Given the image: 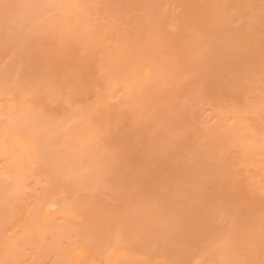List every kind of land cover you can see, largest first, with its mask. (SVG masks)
Instances as JSON below:
<instances>
[{"label":"rangeland","instance_id":"1","mask_svg":"<svg viewBox=\"0 0 264 264\" xmlns=\"http://www.w3.org/2000/svg\"><path fill=\"white\" fill-rule=\"evenodd\" d=\"M7 1H10V0H7ZM7 1L4 4L5 8L2 9V12L5 13L6 10L9 11V9L12 10V11H9V15H8V11L6 12L7 14H4V13L2 14L1 13V15H0V18H1V16L3 17V18L0 19L1 20L0 28L3 26V28H1L2 30L0 29V37H1L0 38V42H1L0 44L2 46V48L0 47V49H1L0 50V53L3 52L2 55H4L6 53L9 54L10 51L12 53L15 50L13 54L17 53L18 55L16 56V54H15V55H13V56L11 55L9 57H8V54H6L7 56L4 55V56H6V58H7L8 61L6 60L5 57H3L2 55H0V60L3 61V62L1 61L2 63L0 62V79H1V77L3 78V76L1 74L2 73H3V75L5 74L4 75L5 76L4 77L5 79H3V80L6 81L7 87L8 86H11V87H8V91L10 90V88L12 89L13 87H15V89H14L15 91L16 90H19V87L21 86V84H17V83H21L23 81V78L25 79V77H26L28 79V81H26V79H25V81L27 83L25 81H23L24 83H22V87H25L24 89L22 87H20L21 90H19V91H21L20 93H21L22 97L20 95L21 98L20 97L19 98L21 99V101L16 96H15V98H17V99L13 98L14 101L12 100L11 97H13V95H17L18 96L20 94L18 92L16 94H14L15 93L14 90H13V92H11V90L9 91V92L12 93L10 95L11 97H9V94L10 93L7 94V93H4L3 92L4 94H6V96H4V97L11 98L10 100H12L14 102V104H18V103L21 104V103H23L20 106V108L22 106L24 107V110L23 111L20 110L22 112V114H24L23 112L26 111V109H27L26 108V106H27L26 103L27 104L29 103V107L27 106L29 110H30V108H32L33 105H36L35 108L33 107L34 109H36V108H42V110L44 109L43 110L44 113L41 112L40 109H39L40 110V113H39V110L38 109L33 110V112L34 111L35 112L33 113V117H32L33 118V121L31 122L30 125H32V123L34 125L31 128H30V125L28 126V124L32 120V118H31L32 112L29 113V111L27 110L26 112L28 113V115H26L27 113L25 112L24 115L25 116H29V117H27L28 120H25V121H29V122H26V124L24 123V118H23V115L21 114V112L18 115H20V117H22V118H20V117L19 118H16L20 122V124H21V121L23 120L22 124L24 123L31 130L30 132H32V135L34 136V137L33 136L32 137L34 139H36L35 136L38 137L37 138L38 141H40L41 138L43 139V140L41 139L42 140L41 143L40 142L38 143V145L39 144L42 145L41 147L39 145L40 150H42L40 152V156L42 158L39 157L38 160H37V163L39 165L38 167L42 171L40 172L39 168L36 166V169H38L36 172L40 175V177H41V174L42 175L43 174L45 175L46 172H47V177H48V175L50 173V171H48V169L51 170L53 168H56L55 166L58 164V163H54L56 161L59 162L60 160H62L63 163H66V165H67V162H69L68 164L72 163L73 166L71 164H70V166L71 167H74V168H71V167L66 166L65 164H62L61 163V165H65L66 167H69L70 168L69 170H71V171H69L67 168H66V170H64L65 169V166L64 167L61 166L60 165V162H62V161H60L59 164H58L59 166L57 168L59 170H61V168H62L63 171H60L59 173L56 171L57 174L53 172L54 175L52 174V175H50L48 177V178L53 177L54 180L53 179L52 180L55 181V182H53L51 179H48L47 180V178H44L46 175L45 176L44 175L42 176L44 178V181L40 177H38L39 179L37 178L38 180H35L36 182L35 181L32 182V180L27 179L29 181V183H31V182L33 184L36 183L37 185H38L37 181H40V183H41L42 186L39 189H37L39 186L37 187V185L34 184L35 185V188L36 187L37 188L35 189L33 187L35 189V191H33L34 189L31 187L33 184L30 185L28 183V181L25 180L24 182H22V184L20 183L21 185L20 184L19 185L21 187L23 185V187H22L23 188V192L24 191L25 192L27 191L28 193L27 192H26V194L24 193L25 195L23 194L24 196L22 198H21L22 195L21 196H18L16 194V192H17V190L19 191V189L21 190L20 186L18 185V187H15V189L17 188L16 189V192H15V189L13 191V188H12V191H13L12 193H14V192L15 193L12 196V199H11V196L9 197L10 199H8L7 202H10V200H12L14 202L13 203L14 206L13 205L12 206L15 209H17L16 208L17 205H19L21 202H24L23 199L26 198V196H27L26 199L28 201L29 200L28 199L29 198V195H31V198L33 196H35V195H36L35 197H38L39 198L40 197L39 195H42L41 193H43V195L44 194L47 195V193L49 191V187L52 188V184H51V182H52V183H54L52 190L55 191V189H56V191H57V190L61 189L60 187H62V189H63V186H64V189L63 190H65V188L67 186V189L65 191L66 197L68 196V198H69L71 196L70 197L71 200H73V198H74V200L76 201V203L78 201V203L77 204L75 203V205H74L73 204L74 203V200H73V202H71V200L69 198L68 201H70L72 203L73 210L74 211L72 210L71 213H67L66 217L67 216H71L73 214H75V216H76V214H82V215L78 216V218L80 220L79 219H76V217H75V220H77L76 222H74L75 220L73 221V220H70V219H67V218H66L67 219V221H66V220H64L65 217L62 218V219H60L59 218L60 215L61 216H64V215L62 213H60L59 208H58V204L62 200V199L59 198L57 200V202H56L57 205L50 206L47 209L48 210L47 211L48 212V216L49 215L54 216V217H51L52 218L51 220H49V221H52L51 222L52 224H48V227L49 228L54 227L53 229L56 230V233L52 229H51L52 231L49 230L51 232H49L48 230H45V231H48L49 232V234H48V232H45V233H47V236L45 234V236H46L45 237L43 235L44 234V231L41 230L42 228H40V227L39 228H35V226L38 227V225L35 224V226H34V223L32 222V220L34 219L33 218L31 220V224H33V225H30V226H33V227H31V228H33V231H34V228H35L36 230H39L38 232L41 231L40 233L41 234L43 233V234L40 235V233H38L36 231L37 232V236H36V234L34 236H32V240L34 239L33 240V244L34 245L36 244L35 246L31 243L32 240H30V239H27V240H30V243L31 244L30 243L27 244L26 243L27 242L26 240H25L26 242L24 243V239L23 240L20 239V243L22 244V242H23L24 245H25L24 247H28L29 250L27 248H26V250L28 251L27 253H29L31 256L29 255L30 256L29 257L27 255L29 258L28 257L25 258L26 257V254H27L25 252L26 254H25V257L24 258L26 260L23 258L24 254H22L21 257L26 262L21 257L20 258L23 261L22 260H19V259H17V260L18 261H21L22 262V263L20 262L21 264H23L24 262H25L24 264H30V260L34 259V257H35L34 254H36L35 259L37 260V258H38L39 261L38 260L36 261L34 259L35 261L33 260V263L34 262H38V264L39 263L41 264L42 263L41 261H43L42 264H59V263L60 264H63V262H65L64 264H67L68 262L65 259L66 258L65 256H66V254L68 252H72L71 247H72V245H74V242H72L74 239L72 237L74 235V238L77 236L75 238V240H74V241H77V242H75V244L76 243L77 244L74 247H77V245H79V243H81V242L84 243V241H85V243H84L85 244V247H88V248H86L85 251H81V252L82 253L89 252V254L91 253L90 254L91 257L88 258L89 259V263L88 264H110V262L109 263H107V262L109 260L111 261V258H112L111 256H113L114 253L111 254L106 249L110 248L111 245L113 246V242L116 243L115 242L117 240L116 239V234L118 233L117 235H118V237H120V239L117 237L118 240H119V241L118 240L117 241L120 242V243L122 241L123 244L122 243H121L122 245L120 243L119 244L117 243V244L119 246L121 245L120 248L121 249L123 248L125 250L127 257L121 255V257H119V258L116 259V261L114 262V264H154L156 261H159L160 259H164L166 261L165 264H172L173 261H176V262H174V264H181V263L182 264H192L191 261L196 260L195 258H197V256L198 257L199 256H202L201 257L202 258L201 259L202 261L199 260L200 261V264H205V263L206 264H209V263L210 264H213V263H215L217 261H220L222 259V256L224 257L223 258L224 261L222 259L220 262L223 261L225 263V260H227L228 261V262L226 261L227 264H245V263L247 264L248 262H249V264H254V263L255 264H264V254H263L264 253V233H263L264 231L261 232V230L264 229V223H262V221L264 220V195H261V197H260V193H261V190L262 189H263L262 190V194H264V185H263L264 183H262L263 182L262 180L264 179V175H263V172L264 171H263V169L261 170L262 166L264 165V162L261 164V162H262L261 161L259 164H257L256 163V160L254 159L255 160L254 161L252 159V156H253V158L259 157V154L260 153L259 154L252 153V154H254V155H252L251 152L253 151V149L252 150H248L251 147L249 148V147H247V145H249L250 143L252 144V142H255L256 141L255 139H253V141H251L252 140V138H251L250 139V142H249L248 141L249 139L247 140L246 138H243V136L245 134L244 132L242 133L243 134L242 137L239 136L240 138H238V141L243 142V143H241V145L243 144L241 146V148H245V145L248 148V149L246 148L247 151H244L243 150L244 152H246V154H245V153L242 152V149L237 148V145H238L237 136L238 135H241V133L236 136V133H234V131H235L234 130L233 131V134L231 135L230 133H232V132L229 131V129H230L229 128L228 130H226L230 134V136H228L227 134H225L226 131L224 130L227 127H229L227 125L228 122H229V125L231 123L236 124L235 122L237 120L239 121L237 124L241 123L242 121H243L242 123H245L246 122L245 124H248V125L249 124H252L251 123L252 122L251 121V119H252L251 118V115H252L251 113L253 111V108H251L250 102L253 99L250 100V98H252L251 96L254 95V94H256V92L258 90L260 92H257V94L260 95V93H262L263 92V89H264V87H262V86H264V82H262V81H264V69H263L264 68V65H263L264 64V61H263L264 60V42H263L264 41V28H263L264 27V0H254V1L253 0H233V1H231V0H197V1L196 0H186V1L185 0H173V2H172V0H151V1H149V0H144V1L143 0H141V1L140 0H123V1L122 0H84L86 2H92V3H86L85 2L86 3V7L88 6L87 8H89L90 6L93 8V9L90 8L91 10H93V12L92 13L90 12L91 13L90 14L91 16L88 17L91 20L86 21V19H85V20H81V21L79 20V22H77L73 17H71L70 15H68L67 13H65L61 9V7L59 8V11L57 10L58 12H56V15L57 16L55 15L56 17H60L59 21H61V22L64 21L65 22V23H62V24L59 23L61 25V27L58 24L60 28L56 25L55 27L57 29L58 28L61 29L62 26L65 27L66 26V22H67V24L69 22L73 26V27L71 26L72 27L71 29L74 30L73 31L74 33L70 29H68L70 32H67L68 30H66V32H62V30L64 28L58 31L54 27V25H55V24H53L54 18L52 19V17H54V15H53L54 12L52 11L53 8H54V6L52 7V5H55L56 6V2L55 1H54L55 3H53V4L51 3L49 5V7L52 8V10H50L52 12L49 11L47 14L53 13V14H50L51 16L49 15L50 16L49 19H52L49 22H48V20H49L48 18H47V21L46 22H43V21L46 20V15L47 14L44 15L42 13L46 12L47 9H45V7L42 6V5L39 7V5H40L39 3H38L39 5H36V1L34 3L33 0H31L32 1L31 5H33V4L34 5L33 6L30 5L29 7H26L28 5V3L25 0H23V1L21 0L22 3L20 2V0H18V1L16 0L17 1L16 3H15L14 0H11L12 2L11 1L10 2H7ZM228 1H230L231 3L228 2ZM48 2L50 3L49 0H48ZM184 2H186V3H184ZM224 2H226V3H224ZM8 3L10 5V7L7 6ZM10 3H12L13 5L10 4ZM14 3L16 5H18V6L14 5ZM25 3H27V4H25ZM46 3L47 2L45 1V4ZM163 3H165V4H163ZM222 3H223V5H222ZM24 4H25V6H24ZM105 4H108V5H105ZM232 5H233V7H232ZM107 6H108V9H107ZM16 7H20V10L19 9L17 10ZM30 7H32V8H30ZM103 7H104V9H103V11H101L100 8H103ZM113 7H115V8H113ZM51 8H49V9H51ZM112 8H113L114 11L115 10L116 11L114 12L112 10ZM13 9H14V11H13ZM21 9H23V10L21 11ZM31 9L34 10V11H32ZM42 9H43L44 12L43 11L41 12ZM90 9H89V11H90ZM232 9H233V11H232ZM106 10H107V12H106L107 14L110 13L109 16L106 15V16L101 17L100 14H102L103 12L105 13ZM164 10H167V11H164ZM254 11H256V12H254ZM128 12H129V14H128ZM13 13H15L18 16L17 17H16V15L13 16L14 15ZM122 13H124V14H122ZM64 14H65V16H64ZM24 15H26V16L24 17ZM115 15L116 16L119 15V16H117L118 17V20H117V17H115ZM136 15H138V16H136ZM166 15H167V17H166ZM6 16L8 17V19L6 18ZM22 16L24 18L21 19ZM149 16H153V17H149ZM27 18H28V20H27ZM98 18H99V20H98ZM23 19H24V22H22ZM71 19L73 20V22H72ZM154 19L157 20V21H154ZM55 20H57V19L55 18ZM116 20L118 21L119 24L118 23L117 24L115 23ZM35 21H37V24H35L36 23ZM51 21H53V22H51ZM18 22H19V24L21 26L18 25ZM25 22H26V25L24 24ZM57 22H58V20H57ZM7 23H9L10 25L7 24ZM11 23H14V26ZM32 23H33V25L36 26L37 29L35 27H33ZM42 23H43V25H41ZM54 23H56V22H54ZM108 23H109L110 26L108 25ZM113 23H115V24H113ZM142 23H144V24H142ZM2 24H4V25H2ZM45 24L47 25L46 27L44 26ZM99 24H100V27H99ZM52 25H53V27H52ZM24 26L25 27L27 26V28H24ZM30 26L33 27V28L30 29ZM42 26H43V28H42ZM50 26H51V28H50ZM202 26H203V29H202ZM14 27H17V29H19V30H16V28H14ZM21 27H23V30L21 29ZM47 27L50 28L51 30L50 29H47L46 30ZM67 28H68V25H67L66 29ZM177 28H178V30H177ZM210 28H211V30H210ZM215 28H216V31H215ZM6 29L8 30L9 33L6 31ZM84 29H85V31H84ZM157 29H158V31L156 32ZM56 30L58 32H62V33H58ZM98 30H101V31H98ZM162 30H163V32H162ZM23 31H25V33ZM34 31H36V32H34ZM41 31H43V32H41ZM82 31H84L85 34ZM102 31H103L104 34H101ZM21 32H22V35H21ZM38 32L40 34H38ZM55 32L58 33V34H55ZM75 32H77V35H79L78 36L79 38L76 37ZM173 32H174V34H173ZM27 33H28V35H26ZM86 33H87V35H86ZM13 34L14 35L16 34V35L14 36ZM72 34L75 35V36H72ZM134 34H135V36H134ZM170 34H172V36ZM182 34H184V37L185 38H183V35ZM53 35H54V38L52 37ZM59 35L62 36V37H60L61 39L58 38ZM151 35H152V37H151ZM206 35H208V36H206ZM3 36H4V38H3ZM18 36H20V37H18ZM32 36L34 37L33 40H32ZM55 36H57V37H55ZM85 36L87 37L88 40H86ZM101 36H102V38H101ZM154 36H155V38H154ZM165 36L166 37L168 36L169 39L166 38ZM209 36H210V38H209ZM69 37L74 42H72L71 40H69ZM106 37H108V38H106ZM227 37H228L229 40L227 39ZM47 38H48V40L51 39L52 41L49 40L50 42L48 41V43H47ZM74 38H76V39H74ZM99 38H101V39L99 40ZM192 38H193V40H192ZM6 39H9V40H6ZM94 39H96V40H94ZM170 39H171V41H169ZM200 39H202V40H200ZM20 40H21V42H20ZM27 40L28 41L31 40L30 43H28ZM93 40H94V42H93ZM186 40H188V41H186ZM258 40H259V42H258ZM6 41H9L8 42L9 43V47H8V45H6V43H5ZM86 41L88 42V44H84V43H87ZM100 41H101V43H99ZM179 41H180V43H179ZM17 42H19V43L17 44ZM24 42H25V44H24ZM45 42L47 43V46H46V43ZM75 42H77V44ZM2 43H3V45L5 43L6 48H5V46L3 47ZM26 43H28L29 45L26 44ZM91 43H93V44L95 43L94 44L95 47L92 46ZM56 44H58V45H56ZM171 44H172V46H171ZM12 45H13V47H12ZM85 45H87V46H85ZM168 45H170V46H168ZM175 45H178V46H175ZM14 46L16 47L17 50L15 49ZM11 47H12L13 50L10 49ZM39 47H41V48H39ZM46 47H47L48 50L46 49ZM175 47H177V48H175ZM202 48H203V50H202ZM2 49H4V50L6 49L7 52L5 51L6 53H4V51H2ZM35 49L37 51H39V52H36L35 53L34 52ZM105 49H107V50H105ZM198 49H199V51H198ZM104 50L106 52H108V53H106ZM205 50H207V51H205ZM41 51L42 52L44 51V53L42 54ZM83 51L84 52L85 51H87V52L89 51V52L88 53L87 52L83 53ZM30 52H32V54ZM194 52H196V53H194ZM197 52H198V54H197ZM209 52H210V55H209ZM60 53L61 54L63 53V54L61 55ZM81 53H82V55H81ZM102 53H104V54H102ZM110 53H113V55L110 54ZM64 54H66V55H64ZM59 55H61V56L59 57ZM109 55L111 57H114V58L109 59L110 58ZM143 55L145 56V58L142 57ZM173 55H174V57H173ZM198 55H200V56L198 57ZM201 55L203 56V58H202ZM164 56H166V57H164ZM12 57H14V58H12ZM84 57H86V58H84ZM51 58H52V60H51ZM147 58H148V60H147ZM198 58H200V59L202 58V59L200 60ZM246 58H247V60H246ZM249 58H250V60H249ZM14 59L15 60L17 59L18 61L16 60L17 62H15ZM101 59H102V61H101ZM103 59H104V62H103ZM191 59L192 60H195V62H197V63H195ZM227 59H228V61H227ZM4 60H6L7 65L8 64L10 65V68L7 69V67L9 65L6 67L5 66L6 63L4 62ZM61 60H62L63 63L61 62ZM23 61H24V66H23V64L21 65V63H23ZM43 61L45 62V64L47 63L46 66L49 67V68H47L45 66V64H44ZM14 62H15V65H17L18 62H20L18 64L19 67L18 68L16 67L17 69L15 67H13L14 66V64H13ZM248 62H251V63H248ZM140 63H141V65H140ZM50 64H51V67H50ZM135 64H138L136 66L137 67L139 66V68H138L139 70H141L143 67H145V65H147L149 67L150 74H149V77L147 79H145V80H141L140 79L141 78L140 77L141 72L136 68ZM142 64H144V65L142 66ZM196 64H197V66H196ZM234 64L236 66H234ZM25 65L26 66L29 65V66L26 67ZM56 65H58V66H56ZM109 65L111 67H113V68H111ZM11 66H12V68H11ZM133 66H134V68H133ZM3 67L6 70L3 69ZM107 67H108L109 70H107ZM13 68L17 70V71H15V72H17V74L13 72V70H14ZM20 68H21V70L23 72L20 71ZM152 68H154V69H152ZM214 68H216V69H214ZM63 69L64 70L65 69H69V70H65L64 71ZM113 69H114V71H113ZM1 70H2V72H1ZM42 70H45V71H42ZM74 70H75V72H74ZM214 70L216 72H214ZM5 71L6 72L10 71V72L9 73H6ZM105 71H107V73ZM12 72L15 75L11 76ZM35 73H36L37 76H35ZM108 73H109V76H108ZM210 73H211V75H210ZM216 73H218V74H216ZM30 74H32V75L30 76ZM39 74H43V75H40L39 76ZM82 74H83V76H82ZM128 74H129V76H128ZM215 75H216V78H215ZM18 76H20L22 78V79H20V81L18 80L19 79ZM107 76H108V78H107ZM110 76H112V77H110ZM14 77H17L18 78V79L15 78L17 81L15 79H13ZM34 77H35V79H34ZM37 77H39V78L37 79ZM71 77H73V78H71ZM125 78H126V80H125ZM6 79H9L8 80L9 81V84H12L11 83L12 81L14 83L15 82H17V83H15V84L13 83L12 85H9ZM105 79H106V81H108V83H106V81H104ZM188 79L190 80L189 82H188ZM235 79H236V81H235ZM3 80L1 79L0 83L3 82ZM38 80L40 81V83H38L39 82ZM60 80H62V83H64L65 85L62 84L60 82ZM29 81H32V83H30ZM45 81H47V82L44 83ZM86 81H87V83H86ZM183 81L184 82L187 81V82L183 84ZM59 82H60V86H59ZM33 83L35 84V86H34ZM53 83L55 85L57 83L58 86L57 85H56L57 87H55V85L51 86ZM71 83H73V84H71ZM156 83H157V85H156ZM254 83H256L257 85L256 84H255L256 86L253 85ZM262 83H263V85L261 86ZM16 84H17L18 87L16 86ZM27 84H29V86L32 85L31 86L32 88H28L29 90H26V91L28 92V94H30L29 92H31V91L32 92H31L30 95L26 94V92H25L26 95L24 96L23 90L25 91V89L28 87ZM70 84L71 85H74V86H71ZM77 84H80L81 86H79ZM169 84H170V86H169ZM6 85H4V86L2 85L1 86V87H3L1 89V91L2 90L3 91L5 90V88H6L5 86ZM46 85L49 86V87L46 88L47 87ZM106 85H108L109 88ZM42 86L46 88V90L44 88L45 92H44V90H41V88H43ZM147 86H148V88H147ZM251 86H253L254 88L258 86L259 89L257 87L255 90H253V88ZM54 87L58 89L57 90L58 94H56L57 92H56V89H54ZM58 87H60V88H58ZM68 87H71V88H68ZM72 87L76 91L73 90ZM61 88H64V90H61ZM123 88L124 89L129 88V91H128V89H126L127 92H126V90H125V92H123L124 91ZM182 88H185V90H183ZM191 88L193 89V91H192ZM195 88L198 91H196ZM30 89H32V90L30 91ZM137 89L139 90V92H138ZM246 89H247V91H246ZM248 90H250V91H248ZM8 91L5 90V92H8ZM243 91L244 92L246 91L245 94H244ZM195 92L197 93V95H196ZM241 92H243V93H241ZM249 92L250 93L252 92L254 94H252V95L250 94L249 95L250 97H249V96H247ZM122 93H124V94H122ZM155 93L158 94L157 97H156V94ZM203 93H204V95H203ZM88 94H93V95L90 96ZM151 94H152V96H151ZM190 94L193 96V98H192V96L189 97V98L187 97V96H190ZM193 94H195V96ZM55 95H58V98H60V101L58 99H56L57 96H55ZM133 95H134V97H133ZM182 95H184V96H182ZM150 96H151V98H150ZM237 96H239V97H237ZM26 97L28 98V100H27ZM30 97H31L32 100L34 98L35 99L38 98V99L37 100L34 99V101L32 102V101H29V100H31V99H29ZM43 97H44V99L46 98L45 99V100H47L46 102H45L44 99L42 100ZM119 97L120 98L124 97V99L122 98V100H121ZM0 98H2V97H0ZM128 98H129V100H127ZM142 98H144V99H142ZM197 98H199V100ZM40 100L42 102L43 101L44 102L41 103ZM244 100H246V101H244ZM12 101H10L11 104L13 103ZM15 101H17L18 103L15 102ZM27 101H29V102H27ZM53 101H54V103H53ZM56 101H57V103H56ZM75 101L77 103H75ZM112 101H114V102L116 101V103H114ZM253 101L251 103H253ZM136 102H137V105L135 104ZM194 102H196V103H194ZM247 102H249V103H247ZM223 103L225 105H227V106H225ZM246 103L249 104V106H247ZM134 104H135V106H134ZM52 105H53V107H52ZM159 105H160V107H159ZM222 105H224V106H222ZM234 105L235 106L237 105L236 106L237 108L234 107ZM220 106H222V107H229L230 108V111L228 109L222 108ZM185 107H186V109H185ZM74 108H76V109L74 110ZM115 109H117V110L114 111ZM183 109H185V111ZM231 109H233V111L234 110L237 111V112L239 111L238 113H240V111H241L240 114H242L243 116L240 115V117H238V115H239L238 114L235 117L234 115L229 114V112H231ZM225 110H228V112L225 111ZM31 111H32V109H31ZM149 111L151 113H149ZM213 111H215L216 113L214 112L215 113L214 114ZM249 111H250V114H249ZM225 112H227V114ZM105 113H107V114H105ZM206 113L208 115V118H207V115H205ZM29 114H31V115H29ZM40 114H41V116H40ZM224 114L230 116V118H227ZM18 115H16V116H18ZM37 115H38V117H36ZM47 115H49V117ZM148 115H150V116H148ZM209 115L213 119H211L209 117ZM231 115L233 116L232 118H234L233 121H231L232 120L231 119ZM245 115H246V118H244ZM65 116H66V118H64ZM73 116H74V118H73ZM88 116L90 118H92L91 120H89L91 122H89V124L87 125L88 127L85 126L84 125L85 123L83 124V122H82V124H80V122L78 123L79 120L80 121H83V120L86 121L87 120L86 123H88V118H89ZM104 116H105V118H103ZM221 116H223V118ZM52 117H53V120H52ZM241 117H243V118L241 119V122H240L239 119ZM71 118H73V119L71 120ZM209 118L211 119L210 121H209ZM19 119H21V120H19ZM36 119H38V121H36ZM47 119H49V120H47ZM56 119L59 121V124L61 126H62V124L64 125L65 119H66L67 122H68V119H69V122H68V124L65 123L66 124V125H64L65 127L63 126L64 128L62 129V127H60V128L58 127L60 125L58 124V121ZM75 119H77V121ZM102 119H104V120H102ZM216 119L217 120L218 119L219 120L221 119V120H220V122L218 120V122H219L218 123ZM229 119H231V120H229ZM203 120H205L206 122H204ZM75 121L77 123H75ZM50 122L51 123L53 122L52 123L53 125ZM70 122L71 123L73 122V123L71 124ZM221 123H223V125L226 124V125H224L225 127ZM46 124L47 125L51 124V128L49 126L50 129H53L54 126L55 127L57 126L56 128H59V131L60 130H64V129L67 130L68 129V126L75 128V125L77 124L76 125V128L77 129H80V130L83 129L82 131H84V129H85L84 132H85V134L87 133L86 134V137L88 136L87 137L88 140L86 138L85 139L88 142H90L89 140L91 139V137L89 136L90 135V133H88L89 131L86 132V129L89 128L91 132L93 131V129H96L95 130L96 133L94 132L92 135H95L96 134L95 136L97 137V139H96V137H94L96 140H94V139L91 140L93 142L95 141V143H94L95 145L93 144V142L92 143L91 142L90 143L85 142L84 137L83 138H80L79 137L80 140L81 139L84 140V141L81 140V144L83 143L81 145V144H79V141H75L76 140L75 138H78V137H75L74 138L75 140L72 139V141L73 140L75 141V144H74V142L71 141L70 146H68L69 148L67 150L66 149L65 150L63 149L64 151H62L60 148H59L60 150L58 148H56L57 150H55V147H57V146L58 147H61L60 144L66 143L64 140L67 138V136H68V134L70 132L73 135V132L72 131L74 130V128H73L72 131H70L68 129V131H70V132H68V134H65L67 132V131L65 132V130L63 131L64 132V135L62 134V131L60 133H57L56 134L58 136L57 137L56 135H54V133H56V130H55L56 128L54 129L55 131H53V133H51L52 131L50 129H48V126ZM78 124L79 125H82V126H80L81 128L78 126ZM98 124H100V125H98ZM25 125H24V127H22L23 129L26 127ZM101 125H102V127H101ZM209 125H211L212 128ZM35 126H36V128H35ZM37 126L39 127V130L40 131H38V127ZM41 126L42 127L44 126V129ZM94 126H96V127H94ZM206 127H208V128H206ZM209 127H210V129H209ZM230 127H231V125H230ZM239 127H240V125H239ZM26 128H25V131H26ZM46 128H47L48 131H45ZM97 128H100V129H97ZM231 128H232L231 130L235 129V128H233V126ZM36 129H37V131H36ZM215 129H216V131H215ZM237 129H238V127H237ZM49 130L51 132H49ZM76 130L74 131L75 134L78 131V130L77 131ZM59 131H57V132H59ZM82 131L78 132L80 134L77 133L78 134L77 136L82 135L81 134V133H83ZM97 131L99 133H101V132L102 133L99 135V133ZM113 131H115V132H113ZM238 131L240 132V130H238ZM27 132H29V131L27 130L26 133ZM61 134H62V136H64L63 137L64 139L60 138L61 139L60 140L59 137L61 136ZM29 135H30V133H29ZM45 135H46V137H44ZM50 135H51V137H50ZM102 135H103V137H101ZM247 136H248V134H247ZM71 137H74V136H71ZM67 139L70 142L71 139H69V138H67ZM67 139H66V141H67ZM242 139H243V141H242ZM48 140L49 141L51 140L52 141V144L55 145V146H53L51 144V147H54V148H52L53 151H52L51 147L48 148V146H50V143H49ZM62 140H63V142H61ZM113 140H115V141H113ZM215 140L218 143H216ZM55 141H57V142L54 144ZM103 142L105 144H103ZM244 142H246V143H244ZM46 143L48 144L47 146H46ZM87 143L89 144V146H88ZM91 144H93V145L91 146ZM225 144H227V145H225ZM234 144H235V146H234ZM254 144L257 145V142L254 143ZM254 144H253V146H254ZM44 146H45V149H41L42 147L44 148ZM65 146H66V144H65ZM75 146H76V148H75ZM82 146H84V147H82ZM228 146H229V148H228ZM233 147H235V148H233ZM238 147H240V146L238 145ZM66 148H67V146H66ZM80 148H81V150H80ZM219 148H220V150H219ZM223 148H225L226 150L225 151H222V150H224ZM48 149L49 150L51 149V150L48 151ZM58 150H59V152H58ZM47 151L48 152H52V154L54 152V155H51V153H48ZM56 151L58 152V155H61L60 156L61 158L60 157H57V160L54 161L56 159L55 157L57 155V152ZM86 151H88V152H86ZM255 151H253V152H255ZM60 152H62V153L60 154ZM222 152H224V153L228 152V153L225 156ZM257 152H259V150ZM263 152H264V150H263ZM44 153L45 154L47 153V155L48 154L51 155L50 157H51L52 160L51 159L48 160V157H45V155L43 156ZM77 153L80 154V155L82 154V155L80 156ZM116 154L118 156H116ZM261 154H262V155H260L261 158H259L260 160L264 156V154L262 152H261ZM255 155H256V157H255ZM52 156H55V157L53 158ZM82 156H83L84 159H88L90 162L88 163V161H86V160H85V162H83L84 159L83 160L80 159V157H82ZM73 157H75V158H73ZM246 159L248 161L252 162V164L249 165L250 164V162H249L248 163L249 166H247L246 165L247 164L246 162H248V161ZM256 159H258V158H256ZM65 160H66V162H65ZM69 160H71V161H69ZM117 160L118 161L121 160V161L118 162ZM263 160H264V157H263ZM74 161L76 163L78 162V165ZM86 162H87V164H83V163H86ZM255 163H256V165H255ZM54 164H56V165L53 166ZM49 165H52V167L49 166ZM92 165L97 170L96 172L97 173L99 172L98 173L99 175H95L94 174L95 175V178H92L91 177L92 178V181H88L89 180L88 179V175L89 174L86 175L87 176V179H85V181L83 182V185H81L80 183H82V181H80V180H83L82 178L85 176L84 174L81 176L82 172L83 173H86V174L88 173L87 171L86 172L84 171L85 170L84 167H86V168L88 167L89 168V166H92ZM104 165H105V167H104ZM260 165H262V166H260ZM60 166H61V168H59ZM93 167H90V168H92L90 170H88V169H86V170H88V171H91L92 170L91 171L92 173H96L95 171L93 172V169H94ZM259 167H261L260 168L261 174H260L259 171H257V170H259ZM225 168L228 169L229 171L228 170H227V172L224 171ZM263 168H264V166H263ZM81 169H83V170H81ZM98 169H99V171H98ZM125 169H126V171H125ZM76 170H77V172H76ZM79 170H81V172H79ZM34 171H33V173H34ZM52 171H54V169ZM52 171H51V173H52ZM72 171H74V172H72ZM102 171H103V173H107V174H104V177L105 178L104 179L101 178V177L100 178H97V176L98 177L99 176H102L103 177V173L100 174ZM255 171L256 172H259V173L257 174ZM36 172L34 174L37 177L38 174ZM78 172H79V174L81 173L80 174L81 177L79 175H77ZM223 172H225V175H224ZM64 173L65 174L66 173L67 174L68 173L69 174L71 173V175L68 174L66 176ZM72 173L75 176H77V178L80 177L81 179L78 180L79 178L78 179L76 178L78 180V182L77 181H74V180H73V182H71V180H72L71 178L72 177H74V179H75V176H73ZM134 173H135V176H134ZM34 174H33V176H34ZM131 174H133L132 175L133 178L134 177H138V178H134L133 179L130 176ZM221 174H223V176ZM55 175H57V176L55 177ZM60 175H61V177L63 179L65 178V181L68 184H66V182H63L64 180H61L62 178L60 177ZM230 175H231V177H229ZM259 175H260V177H259ZM89 176H91V174ZM220 176H222V177H220ZM232 176H233V178H232ZM247 176H249V177H247ZM253 176L256 177V178L258 177V179L257 180L256 179H253L254 178ZM68 178L71 179V180H69ZM207 178L208 179L210 178V179L208 181H206ZM32 179H36V178H32ZM135 179H137V180H135ZM252 179L254 181H251ZM259 179H261L260 181H262L261 182L262 183L261 185H259L260 184ZM131 180H133L134 183ZM203 180H204V184L202 183ZM59 181H60L59 184H61V185L58 184ZM136 181H138V182L136 183ZM221 181H223V183H225V184L222 183L220 185ZM250 181H251V183L252 182L253 183L251 184ZM47 182L50 183L51 186H49L50 184H47ZM257 182H258V184H256ZM44 183H45V185H44ZM71 183H73V184H71ZM214 183H215L216 186H214ZM216 183H219V185L216 184ZM248 183H250V184H248ZM46 184L48 185V187H47L48 189L47 188L44 189L45 187L43 188V186H46ZM55 184L56 185L58 184L57 187H56ZM28 185L30 186V188H28ZM206 185H208V186H206ZM251 185L254 188L251 187ZM58 186H59V188H58ZM76 186H77V188H76ZM104 186H105V188H104ZM99 187H101V190H100ZM91 188H93V189H91ZM211 188H214V189L211 190ZM38 190H41L40 191L41 193L37 192ZM74 190L77 193H75ZM255 190H257L256 193H255ZM68 191H70L69 194L67 193ZM81 191L84 192V193H81ZM103 193H104V195H103ZM15 194L19 197V199H20L21 202L19 200H17V199H16L17 200L16 202L14 201L13 198H18V197L15 196ZM18 194H21V193H18ZM74 194H76V196H75L76 198L73 197ZM202 194H204L205 197ZM209 194H212V195H209ZM43 195L41 196L42 198H43ZM92 195H93V197H92ZM209 196H211L213 198L210 199L211 197H209ZM31 198H30V200H31ZM146 198H148V199H146ZM219 199H221V200H219ZM189 200H190V202H189ZM191 200H193L194 202L191 201ZM238 200H239V202H237ZM5 201L6 200H4V203H5ZM220 201H222L223 204L220 205L219 204ZM28 202H26V204H24L23 207H27L29 205V204H27ZM84 202H85V206H84ZM15 203L16 204L18 203V204L15 205ZM86 203L88 204V206H87ZM229 203H230V205H229ZM8 204L10 205L11 203H8ZM78 204H80V205H78ZM115 204H116V206H115ZM249 204H251V205H249ZM6 205H7V203H6ZM9 205L7 207H11ZM20 205L22 206L23 204H20ZM211 205H214V207L211 206ZM1 206H0V210H2L3 213H2V211H0V213L3 215V218H2V215L0 214V216H1L0 221H1V219L4 220V221H6V219L8 218L7 216L9 215L8 214V211L9 210H8V208L4 207V204L1 205ZM74 206H76V207H74ZM86 206H87V208L85 209ZM123 206H127V207H124L123 208ZM245 206L247 208H245ZM13 207H12V209H14ZM31 207L32 206H30L29 208H31ZM236 207L238 208V210H237ZM240 207L243 208V209H241ZM18 208H19V206H18ZM74 208L77 209V210H75ZM81 208L84 209V210H81ZM99 208H101V209H99ZM87 209H89V210H87ZM222 209H224L223 210V213H222L223 216L220 214L222 212ZM252 209L254 211H256V212H254ZM15 211L16 210H14V212ZM82 211H84V212H82ZM87 211L89 212V214H87ZM125 211H126V213H124ZM151 211L153 212V214H152ZM216 211H217L218 214L216 213ZM94 212H95V214H93ZM115 212H116V214H115ZM148 212L150 213L149 216H148ZM249 212H251V213H249ZM100 213H101V215H99ZM123 213H124V215L126 214L125 217H124ZM203 213L205 214V216H203L204 215ZM224 213H226V214H224ZM254 213L257 215V217H255L256 215ZM257 213L261 216V217L260 216L259 217L262 218V220L260 218H258V214ZM219 214H220V216H219ZM14 215H16V212H15ZM18 215H16V216H18ZM56 215H58V218H57ZM87 215H89V216H87ZM108 215L109 216H113L112 217L113 219L111 217H110L111 219H109V216ZM143 215H145V216L143 217ZM168 215H169V217H167ZM232 215H233L234 218L237 219V221L235 223H234V221L232 219H230L232 217ZM243 215L244 216L248 215V216L244 217ZM16 216H15V218H17ZM55 216L57 218L56 221L54 220L55 219ZM97 216H98V218H97ZM106 216H108V218H106ZM115 216H116V218H115ZM150 216H153V217H150ZM184 216H186V217H184ZM200 216H202L203 218L200 217ZM225 216H226V218H223ZM227 216L229 217L230 220L228 219ZM251 216L254 217V218H256L255 220L257 222H255L254 218H252ZM93 217H94V219L96 217L95 222L97 221L99 223L98 224L99 227L97 226V222H96V225L93 224L94 227L96 226L98 228H101V226L105 223V225H103V226H105V228H106V226L108 225L107 227L110 229V230H108L107 228L106 229L104 228L105 229V234H104V231H102V235L99 233V231H101L100 229L98 230L97 228H95V231L93 230L94 231L93 232L94 235L96 233L100 235L99 237L97 236L100 241L103 238L102 236L106 235V237H107V234H108L107 231H109V232H112L113 231V233H112V236L113 237H111V238L108 237L110 240L109 239H106V240H109V242L111 243V245H109L108 248L105 249L106 252H108L106 254L103 252V250L100 251L101 255L99 254V250H101L100 246L97 247L98 249H96V247H93V249H92V247H91V246H93L92 244H95V245L96 244H98V245L101 244V243L99 244V241L96 242L97 237H94V235L91 236V234H93V233L90 234V232H92V231L89 230V229H94V227H92V223L90 224L88 221H90V222L93 221V223H94ZM148 217H149V219H148ZM154 217H156V221L152 220V219H154ZM166 217H167V219H166ZM170 217H172V219ZM84 218L86 220H88L87 221L88 224L86 223V220ZM90 218L92 220H90ZM175 218H177V219L175 220ZM187 218H189V219H187ZM206 218H208L207 221H205ZM58 219L60 221H64V222H60ZM209 219H210V221H209ZM241 219L242 220L244 219L245 221L244 220L242 221ZM82 220L84 222L83 225H82L83 222L81 223ZM99 220H101V222H99ZM122 220H123V222H120ZM173 220H175V221H173ZM231 220L234 223L232 225H237L238 227H241L239 229L238 228L236 229L234 227L235 228L234 231L236 230L234 234H236V232H237V234L238 233H240V234H238V235L236 234L234 236L232 235V232H234V231H232L233 230V226L230 224L232 222ZM250 220H251V223H250ZM53 221H55L58 224L57 225L55 223L56 226H58L59 228L56 227L55 224L53 225ZM124 221H125V223H124ZM159 221L162 224L161 229H164L166 226H167L166 228H169V229H165L164 232H161V231H163L161 229H160V231L157 230L160 227L159 225H161V224H159L160 223ZM229 221H230V223H229ZM252 221H253V223H252ZM2 222L3 221H1L0 223H2ZM58 222H60L61 225ZM110 222H112V223H110ZM116 222H117V224H116ZM130 222L132 224H130ZM48 223H50V222H48ZM100 223H102V224H100ZM199 223H201V224H199ZM227 223H228V225H226ZM70 224L72 226H74V227H72ZM111 224H112V226H110ZM124 224H126V225H124ZM133 224H135V225L133 226ZM136 224H137V226H136ZM164 224L166 226H164ZM75 225H77V226H75ZM176 225H177V227H176ZM200 225H201V227H200ZM254 225L255 226L257 225L258 227L257 226L255 227ZM69 226H70V228L72 227L71 228V231L74 232V230H76V232H74V233L72 232V234H71ZM81 226L83 228H81ZM124 226H125V228H124ZM157 226H158V228H157ZM48 227L46 229H49ZM139 227H140V230H139ZM173 227H175L177 229H175ZM199 227H200V229H199ZM253 227H255V228H253ZM56 228L59 229V230H57ZM85 228H86V230L81 231V230H83ZM135 228H136V230H135ZM178 228H179V233H178ZM66 229H67V231H65V232H68V234L71 235L70 238L73 239V240H70V238H69V240H70V241L68 240V242H70L69 244L66 241V243L68 244L67 247H66V244H63L65 242L61 241V240H63L62 238H64V237H62L63 236V232H64L63 230H66ZM170 229H172V232H173V229H174V231H177L176 234L173 232L174 233V236H175L174 240L178 242L177 246L175 244V247H174V244H173L172 247L170 245L168 246V243H169L168 241H170V240H169V237H167V236H171L172 235V233H171V235H167L168 232L170 231ZM214 229L215 230L218 229V230H216L218 232V233L216 232L217 234H215V230ZM31 230L29 231L30 235H31V232H32ZM117 230H119V231H117ZM126 230H128L130 233L128 231H126ZM166 230H168V232H166ZM79 231H81L82 233H79ZM87 231H89V232H87ZM121 231H122V233H121ZM157 231L159 233H157ZM257 231H259V233ZM25 232L28 233V231H25ZM34 232L32 234H34ZM58 232H60V234L62 233V236ZM106 232H107V234H106ZM170 232H169V234H170ZM187 232H188V235L191 234V236L189 235V237H188ZM219 232L220 233L222 232L223 235L225 234L224 235L225 237L224 236H218ZM29 233H28V235H29ZM54 233H55V236H57L56 234H59L60 235L59 237H57L58 240H57L56 243L53 242V241H55L54 239L56 237L53 236V238H52V235H54ZM75 233L77 234L76 236H75ZM83 233H84L85 239H83L84 236L82 237ZM134 233L136 234V236H135ZM148 233L151 234V235H149ZM152 233H154L155 235L152 234ZM164 233L166 234L165 235V238H164ZM251 233H252V235L250 236L249 234H251ZM14 234H16V233H14ZM50 234H52V235L50 236ZM143 234H144L145 237L143 236ZM178 234H180V236H181V234H183V237L181 236L182 237V240L177 239L176 235L178 236ZM212 234H213V236H212ZM253 234H255V235H253ZM9 235H10L9 233H6V237L7 236L9 237ZM19 235H20V233H18L17 236H19ZM28 235H26V236L24 235L25 236L24 238L26 239L28 237ZM110 235H108V236H110ZM132 235H133V237H132ZM209 235L212 236V237L210 238ZM245 235H246V237H245ZM89 236L90 237H94V238H92L93 240H91V238H88ZM128 236H129V238L130 237L133 238V239L130 238L131 239V242L128 239ZM148 236H149V238H147ZM155 236H156V238L159 237L158 238L159 240L156 239ZM249 236L250 237H255V239L254 238L253 239L255 241H257L256 243L258 245L256 243H253L252 244V242H255L253 240H252V242L250 244V240H249L250 237ZM30 237L31 236H29L28 238H30ZM42 237L44 238V240H43L44 242L43 243H45V244H43L44 246L43 247L41 246V248L39 249L38 247H40V245L42 243L41 242ZM60 237H61V239H60ZM139 237H141V238L144 237L145 239L142 240V239H139ZM207 237H208V240H207ZM244 237L246 238V240H245ZM65 238H64V241H65ZM79 238H80V240H79ZM87 238H88V240L90 242H88ZM151 238H154V241H155L154 243L157 242L158 243L157 244L158 246L155 245V244H153V243H152L153 246H151V242L153 241ZM178 238H179V236H178ZM183 238H184L185 241L183 240ZM212 238L214 240H211ZM163 239L165 240V242H163L164 241ZM167 239H168V241H167ZM170 239H172V236H171ZM188 239H189V241H188ZM205 239H206V243H209L208 245L210 246V247H208V249L207 248L205 249V247L207 246V244L204 242ZM241 239H242V242H241ZM250 239H252V238H250ZM261 239L263 240V242L261 241ZM78 240H79V243H78ZM104 240L102 241V244H105V246L104 245L103 246L106 247L107 246L106 242L108 243V241L105 240L106 242H104ZM112 240H113V242H112ZM136 240H137V242H135ZM144 240L145 241L148 240V241H146L148 244H149V241H151L150 242V246L151 247L148 246L150 249H147L148 247L146 249H144V250L142 249V248H144V247L147 246V244H146V246H142L141 243H143V245H145V243H146V242H143ZM221 240H222L223 244L221 243ZM58 241L60 242V245H62V244L63 245L62 246L59 245L58 246L59 249L56 248V247H55V249H53L55 245L57 246ZM93 241L96 242V243H94ZM138 241H140V245L142 246V248H139L140 245H137V244H139ZM175 241H173V242H175ZM212 241H214V243ZM177 242H175V243H177ZM90 243H92V244H90ZM219 243H221V244L219 245ZM246 243H247L248 246L246 245ZM51 244L53 245V247H52ZM102 244H101V246H102ZM159 244H160L161 247L163 246L164 249H166L165 246H167L168 247L167 250H164V252H163V250H160L161 247H159ZM202 244L203 245L205 244V245L202 246ZM31 245H33L34 247L37 246L36 249L35 248H33V249H34V251L36 250V252H38V251L41 252V253H39L40 255L38 253H36V252L33 253L34 251L32 249H30V246ZM89 245H90V247H89ZM118 245L115 244V247H117ZM239 245H241L242 249H241V247H239ZM243 245H246V246H243ZM250 245L252 246L251 248H250ZM119 246H118V248H119ZM155 246H156V248H155ZM195 246H197V247L195 248ZM231 246H233V249L235 248V250H236L235 255L236 256H233L234 254L232 255L230 253ZM256 246H257L258 249L256 248ZM24 247H20V248H22L21 249L22 251L25 250V249H23ZM60 247L63 250L60 251V249H61ZM79 247H84V245L83 244L82 245L80 244ZM169 247H171V248L169 249ZM244 247H246V248H244ZM68 248H69V250H68ZM151 248L152 249L155 248L154 251L153 250L151 251ZM73 249H75V248H73ZM90 249H92V250H90ZM140 249L142 251H140ZM94 250H96L98 252L96 253V251H94ZM113 250H115V249L112 247V252H113ZM159 250H160V252L162 251L161 252L162 253V256H161V253L160 252H159L160 256H158V251ZM197 250L198 251H201V252L199 253ZM57 251H59V252H57ZM165 251H167V252H165ZM183 251H185V252H183ZM211 251H212V253L210 254ZM244 251H246L247 253L244 252ZM249 251L251 253H253V255H255V256L252 257L253 255L251 256V253ZM255 251H257V252H255ZM114 252H116V251H114ZM156 252H157V254H156ZM213 252L215 254H213ZM56 253L57 254L59 253V255H57ZM103 253L105 254V258L109 259L111 257L107 262L105 261L104 257H103V260H102V258L101 259L96 258V256L99 257L96 254H99L100 257H102L103 256L102 255ZM153 253L155 255V258L154 259H152L153 258L152 257ZM174 253L175 254L177 253V254L175 255ZM207 253H209V254H207ZM243 253H245V255H247V256L245 257V255H243ZM60 254H62V255H60ZM89 254H87V255L90 256ZM107 254H110L109 255L110 257H106ZM206 254L208 256H210V258L208 256H206ZM38 255H39V257H38ZM69 255H70V253H69ZM169 255L172 258H173V256H175V257L177 256V257H176V259H172L171 260L170 257H169ZM203 255L205 257L204 259H203ZM224 255L227 257V259H226V257ZM57 256H59V260H55V258H57ZM242 256L244 258H242ZM31 257H32V259H31ZM179 257H181V258H179ZM213 257H214V260L215 261L212 259ZM249 257H251L253 259H251V258L249 259ZM255 257H256L257 263H256V260H255ZM68 258L70 260V256H68ZM206 258L209 261H211L210 259H212V261L209 262ZM88 259L87 260L84 259V260H82V262L83 261L87 262ZM151 259L154 262L153 261L151 262ZM63 260H65V261H63ZM92 260H93L94 263H91ZM249 260H251V261H249ZM245 261H247V262H245ZM20 263H18V264H20ZM34 264H37V263H34ZM71 264H72V262H71ZM193 264H195V263H193Z\"/></svg>","mask_w":264,"mask_h":264},{"label":"bare ground","instance_id":"2","mask_svg":"<svg viewBox=\"0 0 264 264\" xmlns=\"http://www.w3.org/2000/svg\"><path fill=\"white\" fill-rule=\"evenodd\" d=\"M6 1H7V0H0V15H1V13H2V14L4 13V12H2V9L5 8L4 4H5ZM10 1H11V0H10ZM10 1H7V2H10ZM14 1H15V3H16L18 0H17V1L14 0ZM22 1H23V0H22ZM25 1L28 3V5H27L26 7H29V6L31 5V3H32L31 0H30V1L28 0L29 2H28L27 0H25ZM35 1H36V5H39V4H40L39 7L42 5V6L45 7V9H47L46 12L43 11L44 8L41 10V12H42V11L44 12V13H42V14H44V15L47 14L50 10H52V8L49 7V5H50L51 3L53 4V3L56 2V6H55V5H52V7L54 6V8H53V10H52V11L54 12V14H53V13H50V14H53V15H54V17H52V19L54 18L53 21L56 22V23H54L53 21H51V22H53V24H55L54 27H55L56 25L59 27L60 24L65 23L64 21H62V22L59 21L60 17H56V16H57V15H56V12L59 11V8H60V7H61V9H62L65 13H67L68 15H70L71 17H73L77 22H79V20L81 21V20H85V19H86V21L91 20V19H89L88 17L91 16L90 14L93 12V10H91V9H93V8H92L91 6H90L89 8H87L88 6L86 7V3H92V2H86V1H84V0H53V1H52V0H49V1H50V3H49L48 0H45V1L48 3V4L46 3V4L48 5V6H47V5L45 4V1H44V0H33L34 3H35ZM54 1H55V2H54ZM83 1H84V2H83ZM122 1H123V0H122ZM140 1H141V0H140ZM143 1H144V0H143ZM149 1H151V0H149ZM185 1H186V0H185ZM196 1H197V0H196ZM231 1H233V0H231ZM253 1H254V0H253ZM11 2H12V1H11ZM20 2H21V0H20ZM20 2H19V3H20ZM85 2H86V3H85ZM135 2H136V1H135ZM138 2H139V1H138ZM172 2H173V0H172ZM175 2H176V1H175ZM199 2H200V1H199ZM228 2H230V1H228ZM244 2H245V1H244ZM255 2H256V1H255ZM15 3H14V5H16ZM21 3H22V2H21ZM27 3H25V4H27ZM38 3H39V4H38ZM83 3H84V4H83ZM121 3H122V2H121ZM184 3H186V2H184ZM224 3H226V2H224ZM230 3H231V2H230ZM10 4H12V3H10ZM25 4H24V6H25ZM136 4H137V3H136ZM136 4H135V5H136ZM163 4H165V3H163ZM192 4H193V3H192ZM232 4H233V3H232ZM241 4H242V3H241ZM12 5H13V4H12ZM33 5H34V4H33ZM33 5H31V6H33ZM45 5H46V6H45ZM105 5H108V4H105ZM193 5H194V4H193ZM193 5H192V6H193ZM222 5H223V3H222ZM258 5H259V4H258ZM7 6L10 7L9 3H8ZM16 6H18V5H16ZM109 6H110V5H109ZM125 6H126V5H125ZM185 6H186V5H185ZM187 6H188V5H187ZM37 7H38V6H37ZM48 7L51 8V9H49ZM122 7H123V6H122ZM176 7H177V6H176ZM200 7H201V6H200ZM232 7H233V5H232ZM256 7H257V6H256ZM23 8H24V7H23ZM30 8H32V7H30ZM41 8H42V7H41ZM90 8H91V9H90ZM113 8H115V7H113ZM113 8H112V10H113ZM128 8H129V7H128ZM166 8H167V7H166ZM190 8H191V7H190ZM261 8H262V7H261ZM7 9H8V8H7ZM16 9H17V10H18V9L20 10V7H16ZM45 9H44V10H45ZM89 9H90V11H89ZM100 9H101V11H103L104 7H103V8H100ZM107 9H108V6H107ZM118 9H119V8H118ZM133 9H134V8H133ZM247 9H248V8H247ZM17 10H16V11H17ZM22 10H23V9H21V11H22ZM31 10H32V9H31ZM36 10H37V9H36ZM38 10H39V9H38ZM57 10H58V11H57ZM157 10H158V9H157ZM178 10H179V9H178ZM259 10H260V9H259ZM7 11H8V10H6V12H7ZM9 11H12V10L9 9ZM9 11H8V15H9ZM13 11H14V9H13ZM32 11H34V10H32ZM52 11H50V12H52ZM88 11H89V12H88ZM101 11H100V12H101ZM113 11H114V10H113ZM115 11H116V10H115ZM115 11H114V12H115ZM129 11H130V10H129ZM140 11H141V10H140ZM143 11H144V10H143ZM164 11H167V10H164ZM168 11H169V10H168ZM197 11H198V10H197ZM232 11H233V9H232ZM6 12H5L4 14H7ZM19 12H20V11H19ZM36 12H37V11H36ZM87 12H88V13H87ZM90 12H91V13H90ZM106 12H107V10L105 11V13L103 12L104 14H103V13L100 14V16H101V17L106 16V15L109 16L110 13L107 14ZM110 12H111V11H110ZM122 12H123V11H122ZM124 12H125V11H124ZM148 12H149V11H148ZM175 12H176V11H175ZM192 12H193V11H192ZM203 12H204V11H203ZM235 12H236V11H235ZM254 12H256V11H254ZM11 13H12V12H11ZM15 13H16V12H15ZM15 13H13V14H14L13 16L16 15ZM20 13H21V12H20ZM30 13H31V12H30ZM39 13H40V12H39ZM97 13H98V12H97ZM125 13H126V12H125ZM133 13H134V12H133ZM138 13H139V12H138ZM167 13H168V12H167ZM167 13H166V14H167ZM188 13H189V12H188ZM219 13H220V12H219ZM22 14H23V13H22ZM33 14H34V13H33ZM40 14H41V13H40ZM50 14H47V15H46V20L43 21V22H46V21H47V18H48V19L50 18V16H51ZM87 14H88V15H87ZM122 14H124V13H122ZM128 14H129V12H128ZM169 14H170V13H169ZM172 14H173V13H172ZM243 14H244V13H243ZM250 14H251V13H250ZM35 15H36V14H35ZM49 15H50V16H49ZM53 15H52V16H53ZM55 15H56V16H55ZM112 15H113V14H112ZM125 15H126V14H125ZM143 15H144V14H143ZM150 15H151V14H150ZM152 15H153V14H152ZM203 15H204V14H203ZM222 15H223V14H222ZM3 16H4V15H3ZM13 16H12V17H13ZM17 16H18V15H16V17H17ZM25 16H26V15H24V17H25ZM27 16H28V15H27ZM47 16H48V17H47ZM64 16H65V14H64ZM66 16H67V15H66ZM117 16H119V15H117ZM117 16L115 15V17H117ZM134 16H135V15H134ZM136 16H138V15H136ZM139 16H140V15H139ZM217 16H218V15H217ZM257 16H258V15H257ZM4 17H5V16H4ZM24 17L22 16L21 19L24 18ZM101 17H100V18H101ZM149 17H153V16H149ZM166 17H167V15H166ZM171 17H172V16H171ZM202 17H203V16H202ZM1 18H3V17L1 16ZM1 18H0V19H1ZM6 18L8 19L7 16H6ZM9 18H10V17H9ZM18 18H19V17H18ZM29 18H30V17H29ZM31 18H32V17H31ZM55 18L58 20V22H57V20H55ZM129 18H130V17H129ZM145 18H146V17H145ZM145 18H144V19H145ZM190 18H191V17H190ZM240 18H241V17H240ZM7 19H6V20H7ZM21 19H20V20H21ZM52 19H49L48 22H49L50 20H52ZM87 19H88V20H87ZM104 19H105V18H104ZM123 19H124V18H123ZM137 19H138V18H137ZM137 19H136V20H137ZM144 19H143V20H144ZM165 19H166V18H165ZM205 19H206V18H205ZM213 19H214V18H213ZM215 19H216V18H215ZM219 19H220V18H219ZM247 19H248V18H247ZM11 20H12V19H11ZM27 20H28V18H27ZM71 20H72V19H71ZM98 20H99V18H98ZM117 20H118V17H117ZM117 20H116V22H115L116 24L118 23ZM3 21H4V20H3ZM8 21H9V20H8ZM8 21H7V22H8ZM105 21H106V20H105ZM154 21H157V20L154 19ZM185 21H186V20H185ZM185 21H184V22H185ZM198 21H199V20H198ZM203 21H204V20H203ZM231 21H232V20H231ZM238 21H239V20H238ZM4 22H5V21H4ZM22 22H24V19H23ZM35 22H36L35 24H37V21H35ZM51 22H50V23H51ZM72 22H73V20H72ZM120 22H121V21H120ZM199 22H200V21H199ZM201 22H202V21H201ZM0 23H1V20H0ZM5 23H6V22H5ZM14 23H15V22H14ZM14 23H11V24H13V26H14ZM59 23H60V24H59ZM80 23H81V22H80ZM115 23H113V24H115ZM130 23H131V22H130ZM207 23H208V22H207ZM241 23H242V22H241ZM7 24H9V23H7ZM24 24L26 25V22H25ZM24 24H23V25H24ZM30 24H31V23H30ZM58 24H59V25H58ZM69 24H70V25H69ZM77 24H78V23H77ZM118 24H119V23H118ZM120 24H121V23H120ZM142 24H144V23H142ZM152 24H153V23H152ZM154 24H155V23H154ZM185 24H186V23H185ZM188 24H189V23H188ZM2 25H4V24H2ZM9 25H10V24H9ZM9 25H8V26H9ZM18 25H20L19 22H18ZM32 25H33V23H32ZM41 25H43V23H42ZM64 25H65V24H64ZM67 25H68V28L66 29ZM79 25H80V24H79ZM85 25H86V24H85ZM108 25H109V23H108ZM124 25H125V24H124ZM124 25H123V26H124ZM127 25H128V24H127ZM134 25H135V24H134ZM158 25H159V24H158ZM169 25H170V24H169ZM186 25H187V24H186ZM212 25H213V24H212ZM215 25H216V24H215ZM249 25H250V24H249ZM20 26H21V25H20ZM38 26H39V25H38ZM38 26H37V27H38ZM44 26L46 27L47 25L45 24ZM69 26H70V27H69ZM71 26H72L71 23L68 22V24H67V22H66V26H65V27L62 26V28H61V29L64 28V29H63L64 31L62 30V32H66V30H68V29L72 30L71 28H72L73 26H72V27H71ZM87 26H88V25H87ZM109 26H110V25H109ZM109 26H108V27H109ZM154 26H155V25H154ZM156 26H157V25H156ZM197 26H198V25H197ZM227 26H228V25H227ZM254 26H255V25H254ZM4 27H5V26H4ZM33 27L36 28L35 25H33ZM33 27L30 26V29L33 28ZM52 27H53V25H52ZM60 27H61V25H60ZM60 27H59V28H60ZM96 27H97V26H96ZM99 27H100V24H99ZM113 27H114V26H113ZM151 27H152V26H151ZM189 27H190V26H189ZM204 27H205V26H204ZM214 27H215V26H214ZM1 28H3V26H2ZM1 28H0V29H1ZM7 28H8V27H7ZM12 28H13V27H12ZM14 28H16V30H19V29H17V27H14ZM24 28H27V26H26V27L24 26ZM42 28H43V26H42ZM42 28H41V29H42ZM50 28H51V26H50ZM50 28L47 27L46 30H47V29H50ZM55 28H56V27H55ZM55 28H54V29H55ZM59 28H58V29L56 28V29L59 31V30H61V29H59ZM82 28H83V27H82ZM82 28H81V29H82ZM128 28H129V27H128ZM135 28H136V27H135ZM154 28H155V27H154ZM159 28H160V27H159ZM174 28H175V27H174ZM196 28H197V27H196ZM263 28H264V27H263ZM10 29H11V28H10ZM21 29L23 30V27H21ZM36 29H37V28H36ZM81 29H80V30H81ZM87 29H88V28H87ZM87 29H86V30H87ZM124 29H125V28H124ZM151 29H152V28H151ZM161 29H162V28H161ZM199 29H200V28H199ZM202 29H203V26H202ZM1 30H2V29H1ZM3 30H4V29H3ZM12 30H13V29H12ZM12 30H11V31H12ZM14 30H15V29H14ZM26 30H27V29H26ZM50 30H51V29H50ZM57 30H56V31H57ZM82 30H83V29H82ZM88 30H89V29H88ZM88 30H87V31H88ZM110 30H111V29H110ZM177 30H178V28H177ZM182 30H183V29H182ZM210 30H211V28H210ZM6 31L8 32L7 29H6ZM20 31H21V30H20ZM20 31H19V32H20ZM58 31H57V32H58ZM73 31H74V30H72V32H73ZM84 31H85V29H84ZM84 31H82V32H84ZM87 31H86V32H87ZM98 31H101V30H98ZM98 31H97V32H98ZM125 31H126V30H125ZM125 31H124V32H125ZM157 31H158V29L156 30V32H157ZM164 31H165V30H164ZM183 31H184V30H183ZM185 31H186V30H185ZM202 31H203V30H202ZM215 31H216V28H215ZM23 32L25 33V31H23ZM34 32H36V31H34ZM41 32H43V31H41ZM52 32H53V31H52ZM62 32H58V33H62ZM67 32H70V31L68 30ZM153 32H154V31H153ZM162 32H163V30H162ZM179 32H180V31H179ZM8 33H9V32H8ZM24 33H23V34H24ZM46 33H47V32H46ZM58 33L55 32V34H58ZM73 33H74V32H73ZM125 33H126V32H125ZM147 33H148V32H147ZM158 33H159V32H158ZM181 33H182V32H181ZM191 33H192V32H191ZM209 33H210V32H209ZM224 33H225V32H224ZM232 33H233V32H232ZM16 34H17V33H16ZM16 34H15V35H16ZM31 34H32V33H31ZM38 34H40V33L38 32ZM75 34H76V37L79 36V35H77V32H75ZM84 34H85V32H84ZM84 34H83V35H84ZM101 34H104L103 31L101 32ZM132 34H133V33H132ZM160 34H161V33H160ZM160 34H159V35H160ZM167 34H168V33H167ZM173 34H174V32H173ZM184 34H185V33H184ZM184 34H182V35H183V38H185V37H184ZM193 34H194V33H193ZM195 34H196V33H195ZM197 34H198V33H197ZM203 34H204V33H203ZM203 34H202V35H203ZM9 35H10V34H9ZM13 35H14V34H13ZM13 35H12V36H13ZM15 35H14V36H15ZM17 35H18V34H17ZM21 35H22V32H21ZM26 35H28V33H27ZM42 35H43V34H42ZM61 35H62V34H61ZM61 35H59L58 38L62 37ZM64 35H65V34H64ZM86 35H87V33H86ZM106 35H107V34H106ZM142 35H143V34H142ZM164 35H165V34H164ZM170 35L172 36V34H170ZM176 35H177V34H176ZM182 35H181V36H182ZM216 35H217V34H216ZM7 36H8V35H7ZM70 36H71V35H70ZM72 36H75V35L72 34ZM118 36H119V35H118ZM127 36H128V35H127ZM134 36H135V34H134ZM206 36H208V35H206ZM10 37H11V36H10ZM18 37H20V36H18ZM41 37H42V36H41ZM52 37L54 38V35H53ZM52 37H51V38H52ZM55 37H57V36H55ZM99 37H100V36H99ZM121 37H122V36H121ZM151 37H152V35H151ZM165 37H166V36H165ZM175 37H176V36H175ZM178 37H179V36H178ZM190 37H191V36H190ZM197 37H198V36H197ZM212 37H213V36H212ZM224 37H225V36H224ZM245 37H246V36H245ZM258 37H259V36H258ZM260 37H261V36H260ZM0 38H1V37H0ZM3 38H4V36H3ZM11 38H12V37H11ZM13 38H14V37H13ZM15 38H16V37H15ZM27 38H28V37H27ZM33 38H34V37L32 36V40H33ZM53 38H52V39H53ZM58 38H57V39H58ZM78 38H79V37H78ZM78 38H77V39H78ZM85 38H86V40H88L86 36H85ZM101 38H102V36H101ZM101 38H99V40H100ZM106 38H108V37H106ZM123 38H124V37H123ZM132 38H133V37H132ZM141 38H142V37H141ZM154 38H155V36H154ZM166 38H168V36H167ZM166 38H165V39H166ZM181 38H182V37H181ZM183 38H182V39H183ZM186 38H187V37H186ZM193 38H194V37H193ZM193 38H192V40H193ZM201 38H202V37H201ZM209 38H210V36H209ZM240 38H241V37H240ZM251 38H252V37H251ZM254 38H255V37H254ZM262 38H263V37H262ZM30 39H31V38H30ZM60 39H61V38H60ZM66 39H67V38H66ZM74 39H76V38H74ZM74 39H73V40H74ZM124 39H125V38H124ZM124 39H123V40H124ZM165 39H164V40H165ZM168 39H169V38H168ZM168 39H167V40H168ZM214 39H215V38H214ZM227 39H228V37H227ZM2 40H3V39H2ZM6 40H9V39H6ZM49 40L52 41L51 39H49ZM49 40H48V38H47V43H48ZM53 40H54V39H53ZM67 40H68V39H67ZM69 40L72 41V39H71L70 37H69ZM94 40H96V39H94ZM94 40H93V42H94ZM123 40H122V41H123ZM131 40H132V39H131ZM151 40H152V39H151ZM162 40H163V39H162ZM173 40H174V39H173ZM178 40H179V39H178ZM180 40H181V39H180ZM198 40H199V39H198ZM200 40H202V39H200ZM228 40H229V39H228ZM256 40H257V39H256ZM27 41H28V40H27ZM30 41H31V40H30ZM30 41H28V43H30ZM40 41H41V40H40ZM50 41H49V42H50ZM58 41H59V40H58ZM75 41H76V40H75ZM77 41H78V40H77ZM124 41H125V40H124ZM128 41H129V40H128ZM169 41H171V39H170ZM186 41H188V40H186ZM194 41H195V40H194ZM250 41H251V40H250ZM8 42H9V41H6L5 43H6V45H8V47H9V43H8ZM20 42H21V40H20ZM42 42H43V41H42ZM72 42H74V41H72ZM80 42H81V41H80ZM86 42H87V41H86ZM102 42H103V41H102ZM206 42H207V41H206ZM258 42H259V40H258ZM263 42H264V41H263ZM0 43H1V42H0ZM5 43H4V45H3V43H2L3 47L5 46ZM18 43H19V42H17V44H18ZM28 43H26V44H28ZM43 43H44V42H43ZM45 43H46V42H45ZM47 43H46V46H47ZM60 43H61V42H60ZM69 43H70V42H69ZM75 43L77 44V42H75ZM99 43H101V41H100ZM137 43H138V42H137ZM171 43H172V42H171ZM179 43H180V41H179ZM181 43H182V42H181ZM235 43H236V42H235ZM255 43H256V42H255ZM12 44H13V43H12ZM20 44H21V43H20ZM24 44H25V42H24ZM49 44H50V43H49ZM49 44H48V45H49ZM66 44H67V43H66ZM76 44H75V45H76ZM80 44H81V43H80ZM84 44H88V42H87V43H84ZM94 44H95V43H94ZM94 44L91 43L92 46H94ZM135 44H136V43H135ZM139 44H140V43H139ZM142 44H143V43H142ZM183 44H184V43H183ZM185 44H186V43H185ZM194 44H195V43H194ZM194 44H193V45H194ZM209 44H210V43H209ZM28 45H29V44H28ZM51 45H52V44H51ZM53 45H54V44H53ZM56 45H58V44H56ZM56 45H55V46H56ZM60 45H61V44H60ZM71 45H72V44H71ZM96 45H97V44H96ZM181 45H182V44H181ZM181 45H180V46H181ZM216 45H217V44H216ZM10 46H11V45H10ZM17 46H18V45H17ZM26 46H27V45H26ZM26 46H25V47H26ZM41 46H42V45H41ZM49 46H50V45H49ZM76 46H77V45H76ZM85 46H87V45H85ZM97 46H98V45H97ZM99 46H100V45H99ZM168 46H170V45H168ZM171 46H172V44H171ZM173 46H174V45H173ZM175 46H178V45H175ZM187 46H188V45H187ZM187 46H186V47H187ZM190 46H191V45H190ZM203 46H204V45H203ZM209 46H210V45H209ZM255 46H256V45H255ZM0 47L2 48L1 44H0ZM8 47H7V48H8ZM12 47H13V45H12ZM12 47H11L10 49H12ZM14 47H15V46H14ZM63 47H64V46H63ZM63 47H62V48H63ZM94 47H95V46H94ZM130 47H131V46H130ZM206 47H207V46H206ZM211 47H212V46H211ZM216 47H217V46H216ZM5 48H6V46H5ZM39 48H41V47H39ZM42 48H43V47H42ZM60 48H61V47H60ZM71 48H72V47H71ZM80 48H81V47H80ZM175 48H177V47H175ZM184 48H185V47H184ZM259 48H260V47H259ZM15 49H16V47H15ZM19 49H20V48H19ZM24 49H25V48H24ZM29 49H30V48H29ZM36 49H37V48H36ZM36 49L34 50V52H35V53H36V52H39V51H37L38 49H37V50H36ZM46 49H47V47H46ZM85 49H86V48H85ZM102 49H103V48H102ZM135 49H136V48H135ZM208 49H209V48H208ZM217 49H218V48H217ZM0 50H1V49H0ZM12 50H13V49H12ZM16 50H17V49H16ZM21 50H22V49H21ZM39 50H40V49H39ZM47 50H48V49H47ZM53 50H54V49H53ZM105 50H107V49H105ZM105 50H104V51H105ZM139 50H140V49H139ZM161 50H162V49H161ZM174 50H175V49H174ZM183 50H184V49H183ZM191 50H192V49H191ZM202 50H203V48H202ZM209 50H210V49H209ZM2 51H4V53L7 52L6 49H5V50L2 49ZM5 51H6V52H5ZM9 51H10V50H9ZM9 51H8V52H9ZM14 51H15V50H14ZM14 51H13L12 53H11V51H10L9 54H8V53H6V54H8V57L11 56V55L13 56V55H15V54H16V56H17V55H18L17 53L13 54ZM18 51H19V50H18ZM28 51H29V50H28ZM32 51H33V50H32ZM58 51H59V50H58ZM64 51H65V50H64ZM97 51H98V50H97ZM137 51H138V50H137ZM140 51H141V50H140ZM143 51H144V50H143ZM198 51H199V49H198ZM205 51H207V50H205ZM41 52H42V51H41ZM72 52H73V51H72ZM85 52H87V51H85ZM85 52L83 51V53H85ZM88 52H89V51H88ZM88 52H87V53H88ZM101 52H102V51H101ZM105 52H106V51H105ZM162 52H163V51H162ZM190 52H191V51H190ZM2 53H3V52H2ZM2 53H0V55H2ZM19 53H20V52H19ZM30 53L32 54V52H30ZM43 53H44V51L42 52V54H43ZM96 53H97V52H96ZM106 53H108V52H106ZM147 53H148V52H147ZM194 53H196V52H194ZM203 53H204V52H203ZM206 53H207V52H206ZM231 53H232V52H231ZM6 54H4V55H6ZM25 54H26V53H25ZM25 54H24V55H25ZM60 54H61V53H60ZM62 54H63V53H62ZM62 54H61V55H62ZM102 54H104V53H102ZM110 54L113 55V53H110ZM131 54H132V53H131ZM141 54H142V53H141ZM145 54H146V53H145ZM197 54H198V52H197ZM4 55H2V56L6 58L7 55H6V56H4ZM38 55H39V54H38ZM61 55H59V57H60ZM64 55H66V54H64ZM69 55H70V54H69ZM79 55H80V54H79ZM81 55H82V53H81ZM84 55H85V54H84ZM88 55H89V54H88ZM134 55H135V54H134ZM138 55H139V54H138ZM163 55H164V54H163ZM165 55H166V54H165ZM209 55H210V52H209ZM244 55H245V54H244ZM26 56H27V55H26ZM36 56H37V55H36ZM39 56H40V55H39ZM57 56H58V55H57ZM85 56H86V55H85ZM109 56H110V55H109ZM109 56H108V57H109ZM122 56H123V55H122ZM147 56H148V55H147ZM196 56H197V55H196ZM199 56H200V55H198V57H199ZM201 56H202V55H201ZM249 56H250V55H249ZM22 57H23V56H22ZM54 57H55V56H54ZM54 57H53V58H54ZM72 57H73V56H72ZM78 57H79V56H78ZM82 57H83V56H82ZM94 57H95V56H94ZM142 57L145 58L144 55H143ZM164 57H166V56H164ZM173 57H174V55H173ZM210 57H211V56H210ZM239 57H240V56H239ZM12 58H14V57H12ZM12 58H11V59H12ZM84 58H86V57H84ZM111 58H114V57H111V56H110L109 59H111ZM162 58H163V57H162ZM193 58H194V57H193ZM196 58H197V57H196ZM202 58H203V56H202ZM202 58H201V59H202ZM240 58H241V57H240ZM21 59H22V58H21ZM88 59H89V58H88ZM88 59H87V60H88ZM122 59H123V58H122ZM149 59H150V58H149ZM175 59H176V58H175ZM194 59H195V58H194ZM198 59H200V58H198ZM201 59H200V60H201ZM262 59H263V58H262ZM6 60H7V58H6ZM6 60H4L5 63H6ZM9 60H10V59H9ZM14 60H15V59H14ZM16 60H17V59H16ZM16 60H15V62L18 61V60H17V61H16ZM51 60H52V58H51ZM59 60H60V59H59ZM105 60H106V59H105ZM147 60H148V58H147ZM191 60H192V59H191ZM196 60H197V59H196ZM209 60H210V59H209ZM244 60H245V59H244ZM246 60H247V58H246ZM249 60H250V58H249ZM1 61H2V60H0V62H1ZM7 61H8V60H7ZM12 61H13V60H12ZM12 61H11V62H12ZM55 61H56V60H55ZM64 61H65V60H64ZM101 61H102V59H101ZM108 61H109V60H108ZM108 61H107V62H108ZM189 61H190V60H189ZM192 61L195 62V60H192ZM227 61H228V59H227ZM241 61H242V60H241ZM263 61H264V60H263ZM2 62H3V61H2ZM2 62H1V63H2ZM11 62H10V63H11ZM15 62L13 63L14 66H13V65H12V66L15 67V68H16V67L18 68V67H19L18 64H19L20 62H18V64H17L18 66L15 65ZM28 62H29V61H28ZM43 62H44V61H43ZM61 62H62V60H61ZM68 62H69V61H68ZM103 62H104V59H103ZM103 62H102V63H103ZM112 62H113V61H112ZM122 62H123V61H122ZM136 62H137V61H136ZM148 62H149V61H148ZM172 62H173V61H172ZM40 63H41V62H40ZM62 63H63V62H62ZM64 63H65V62H64ZM99 63H100V62H99ZM134 63H135V62H134ZM195 63H197V62H195ZM204 63H205V62H204ZM215 63H216V62H215ZM226 63H227V62H226ZM232 63H233V62H232ZM246 63H247V62H246ZM248 63H251V62H248ZM260 63H261V62H260ZM22 64H23V66H24V61H23V63H21V65H22ZM29 64H30V63H29ZM44 64H45V62H44ZM46 64H47V63H46ZM46 64H45V66H46ZM70 64H71V63H70ZM82 64H83V63H82ZM138 64H139V63H138ZM138 64H135V66L138 65ZM208 64H209V63H208ZM221 64H222V63H221ZM2 65H3V64H2ZM8 65H9V64H8ZM8 65H7V63H6L5 66L7 67ZM68 65H69V64H68ZM140 65H141V63H140ZM143 65H144V64H142V66H143ZM206 65H207V64H206ZM213 65H214V64H213ZM258 65H259V64H258ZM263 65H264V64H263ZM12 66H11V68H12ZM25 66H26V65H25ZM27 66H29V65H27ZM27 66H26V67H27ZM56 66H58V65H56ZM63 66H64V65H63ZM105 66H106V65H105ZM109 66H110V65H109ZM113 66H114V65H113ZM175 66H176V65H175ZM196 66H197V64H196ZM199 66H200V65H199ZM234 66H236V65L234 64ZM240 66H241V65H240ZM46 67H47V66H46ZM50 67H51V64H50ZM78 67H79V66H78ZM110 67H111V66H110ZM140 67H141V66H140ZM203 67H204V66H203ZM8 68H10V65L7 67V69H8ZM17 68H16V69H17ZM47 68H49V67H47ZM54 68H55V67H54ZM57 68H58V67H57ZM66 68H67V67H66ZM111 68H113V67H111ZM133 68H134V66H133ZM136 68L138 69L139 66H138V67L136 66ZM207 68H208V67H207ZM3 69H5V68L3 67ZM13 69H14V68H13ZM16 69H14L13 72L17 74V72H15V71H17ZM103 69H104V68H103ZM152 69H154V68H152ZM211 69H212V68H211ZM214 69H216V68H214ZM217 69H218V68H217ZM232 69H233V68H232ZM249 69H250V68H249ZM263 69H264V68H263ZM5 70H6V69H5ZM9 70H10V69H9ZM18 70H19V69H18ZM23 70H24V69H23ZM45 70H46V69H45ZM45 70H42V71H45ZM54 70H55V69H54ZM61 70H62V69H61ZM61 70H60V71H61ZM63 70H64V69H63ZM65 70H69V69H65ZM65 70H64V71H65ZM85 70H86V69H85ZM88 70H89V69H88ZM99 70H100V69H99ZM107 70H109L108 67H107ZM138 70H139V69H138ZM243 70H244V69H243ZM20 71H22L21 68H20ZM80 71H81V70H80ZM82 71H83V70H82ZM113 71H114V69H113ZM139 71L141 72V74H140V77H141L140 79H141V80H145V79H147V78L149 77L150 70H149V67H148L147 65H145V67H143V68H142L141 70H139ZM153 71H154V70H153ZM206 71H207V70H206ZM210 71H211V70H210ZM1 72H2V70H1ZM5 72H6V71H5ZM9 72H10V71H8V72H6V73H9ZM13 72H12L11 76L15 75V74H13ZM22 72H23V71H22ZM22 72H21V73H22ZM32 72H33V71H32ZM48 72H49V71H48ZM51 72H52V71H51ZM51 72H50V73H51ZM74 72H75V70H74ZM89 72H90V71H89ZM105 72L107 73V71H105ZM117 72H118V71H117ZM178 72H179V71H178ZM214 72H216V71L214 70ZM230 72H231V71H230ZM38 73H39V72H38ZM40 73H41V72H40ZM65 73H66V72H65ZM87 73H88V72H87ZM103 73H104V72H103ZM153 73H154V72H153ZM220 73H221V72H220ZM248 73H249V72H248ZM33 74H34V73H33ZM43 74H44V73H43ZM43 74H39V76H40V75H43ZM53 74H54V73H53ZM99 74H100V73H99ZM101 74H102V73H101ZM111 74H112V73H111ZM216 74H218V73H216ZM1 75L3 76V78L1 77V79H2V80L5 79V78H4V77H5V76H4L5 74L3 75V73H2ZM31 75H32V74H30V76H31ZM48 75H49V74H48ZM105 75H106V74H105ZM116 75H117V74H116ZM118 75H119V74H118ZM154 75H155V74H154ZM210 75H211V73H210ZM35 76H37L36 73H35ZM61 76H62V75H61ZM70 76H71V75H70ZM82 76H83V74H82ZM108 76H109V73H108ZM108 76H107V78H108ZM128 76H129V74H128ZM169 76H170V75H169ZM213 76H214V75H213ZM218 76H219V75H218ZM220 76H221V75H220ZM22 77H23V76H22ZM42 77H43V76H42ZM110 77H112V76H110ZM116 77H117V76H116ZM170 77H171V76H170ZM7 78H8V77H7ZM15 78H16V79L19 78V79H18L19 81H20V79H22L20 76H18V78H17V77H14L13 79H15ZM30 78H31V77H30ZM38 78H39V77H37V79H38ZM40 78H41V77H40ZM56 78H57V77H56ZM61 78H62V77H61ZM61 78H60V79H61ZM71 78H73V77H71ZM84 78H85V77H84ZM123 78H124V77H123ZM160 78H161V77H160ZM190 78H191V77H190ZM215 78H216V75H215ZM261 78H262V77H261ZM1 79H0V81H1ZM16 79H15V80H16ZM25 79H26V81H28V79H27L26 77H25ZM25 79L23 78V81H25ZM34 79H35V77H34ZM49 79H50V78H49ZM49 79H48V80H49ZM101 79H102V78H101ZM101 79H100V80H101ZM112 79H113V78H112ZM156 79H157V78H156ZM177 79H178V78H177ZM186 79H187V78H186ZM6 80H7L8 84H9V81H8L9 79H6ZM11 80H12V79H11ZM11 80H10V81H11ZM48 80H47V81H48ZM72 80H73V79H72ZM86 80H87V79H86ZM125 80H126V78H125ZM170 80H171V79H170ZM218 80H219V79H218ZM258 80H259V79H258ZM16 81H17V80H16ZM21 81H22V80H21ZM23 81H22L21 83H17V82H15V83H17V84H21V86H20V85H19V86L22 87V83H24ZM26 81H25V82H26ZM33 81H34V80H33ZM38 81H39V80H38ZM47 81H45L44 83H46ZM51 81H52V80H51ZM104 81H106V79H105ZM146 81H147V80H146ZM189 81H190V80L188 79V82H189ZM235 81H236V79H235ZM245 81H246V80H245ZM260 81H261V80H260ZM4 82H5V83H4ZM29 82L32 83V81H29ZM48 82H49V81H48ZM60 82L62 83V80H60ZM60 82H59V86H60ZM70 82H71V81H70ZM99 82H100V81H99ZM137 82H138V81H137ZM139 82H140V81H139ZM171 82H172V81H171ZM181 82H182V81H181ZM186 82H187V81H185V82L183 81V84L186 83ZM201 82H202V81H201ZM201 82H200V83H201ZM246 82H247V81H246ZM248 82H249V81H248ZM258 82H259V81H258ZM262 82H264V81H262ZM2 83H3V84H2ZM11 83L13 84L14 82L12 81ZM15 83H14V84H15ZM26 83H27V82H26ZM34 83H35V82H34ZM34 83H33V84H34ZM36 83H37V82H36ZM38 83H40V81H39ZM38 83H37V84H38ZM57 83H58V82H57ZM57 83H56V85H57ZM66 83H67V82H66ZM86 83H87V81H86ZM104 83H105V82H104ZM104 83H103V84H104ZM106 83H108V81H106ZM124 83H125V82H124ZM176 83H177V82H176ZM178 83H179V82H178ZM193 83H194V82H193ZM193 83H192V84H193ZM236 83H237V82H236ZM256 83H257V82H256ZM256 83H254L253 85H255ZM259 83H260V82H259ZM0 84H1V85H0V97H2V98H0V206L4 204V207L8 208V210H9V211L7 210L9 215H8V216L6 215V216L8 217V218H7L8 220L6 219V221H4V220L1 219V221H3V222L0 223V264H18V263H20L21 261H18L17 259L22 260V259L25 257V254L28 252V251L26 250V248L28 249V247H24V246H25L24 243L27 241L26 243L29 244V243H30V240H32V236H34L35 234H36V236H37V232H38L39 230H36L35 228H39V227L42 228L41 230L44 231V234L42 233L44 236H45V234H46V236H47V233H45V232H48V231L51 230V229H52L53 231H55V233H56V230L53 229L54 227H51L50 225H49V226H50L51 228L48 227V224H52V223H51L52 221H49V220H51V219H52L51 217H54V216H52V215H49V216H48V212H47L48 210H47V209H48V207H50V206L57 205L56 202H57V200H58L59 198L62 199V200H61V202L58 204V208H59L60 213H62V214L64 215V216H61V215H60V217H59L60 219H62V218L65 217L64 220H66V221H67V219H70V220H73V221H74V220H75V217H76V219H79L78 216H80V215H82V214H76V216H75V214H73V215H71V216H67V217H66L67 213H71V211L73 210V205H72L71 202H73V200H74L73 197H75L76 194H74V196L72 197L73 200H71V198H70L71 196L69 197L70 200H71V202H70V201H68L69 198H68V196L66 197V193H65V191H66V189H67V186H66L65 190H63V189H64V186H63V189H62V187H60L61 189H59V190H57V191H56V189H55V191H54V190H52L53 185H54V183H52V182H51V184H52V188L49 187V191H48L47 195L44 194V195H45V196H44L43 193L40 192L41 190H38V191H37V192H39V193H41V194L43 195V198L41 197L42 195H39V196H40L39 198H38V197H35L36 195L33 196V197L31 198V195H29V198H28V199H29V200H28L29 202H28L27 199H26L27 196H26V198L23 199L24 202H21V201H20V199H19L18 196H21V195H22V196H21V198H22V197L26 194V192H27V191H26V192H25V191L23 192V188H22L23 185H22V187L20 186V185L22 184V182H24L25 180L28 181L27 179L32 180V182H34L35 180H38V179H39L38 177H40V175L36 172V171L38 170V169H36V166H37V167L39 166L38 163H37L38 158H39V157L42 158V157L40 156V152L42 151V150H40V147H41L42 145L39 144V145H40V147H39L38 143H39V142L41 143V141L43 140L40 136H39V137L42 139V140L40 139V141H38V139H37L38 137H36V136H35V138H36L37 140L33 138L34 136L32 135V132H30L31 130L25 125L26 122H29V121H25V120H28L27 117H29V116H25L24 114H25V112L28 110L29 113L32 112V115L29 114V115H31V118H32V117H33V113L35 112V111L33 112V110H36V109L39 110V109H40L41 112L44 113V111H43L44 109H43V110H42V108H36V109H34V108L36 107V105H33V104H32L33 106H32V108H30V110H29V109H28V107H29V103H28V104L26 103V105H27L28 107L25 105L27 109H26V111L23 112L24 114H22L21 111L24 110V107L22 106L23 108H22V107L20 108V106H21V104H23V103L19 104V103L17 102L18 100L15 101V102H17L19 105H18V104H14V102H13V101H14L13 98H15V96L21 101L20 98L22 97V95H21V93H20L21 91H19V90H21L20 87H19V90H16V91L14 90L15 87L12 86L13 88H12V89L10 88L11 92H13V90L15 91L14 94H16L17 92L20 93L18 96H17V95H13V97H11L10 95H11L12 93L9 92L10 90L8 91V87H11V86H8V87H7V85H6V81H4V80H3V82H1ZM12 84H9V85H12ZM17 84H16V86H17ZM50 84H51V83H50ZM50 84H49V85H50ZM62 84H64V83H62ZM71 84H73V83H71ZM71 84H70V85H71ZM82 84H83V83H82ZM152 84H153V83H152ZM152 84H151V85H152ZM154 84H155V83H154ZM174 84H175V83H174ZM188 84H189V83H188ZM247 84H248V83H247ZM249 84H250V83H249ZM2 85H3V86L6 85V86H5L6 88H5V87H4V88H5V90L8 91V92H5V90H4V91H3V90L1 91V89L3 88V87H1ZM27 85H28V87L25 89V91L23 90L25 87H22V88H23L22 90H23L24 96H25L26 94H28V92H27L26 90H29L28 88H32V87H31L32 85H31V86H29V84H27ZM44 85H45V84H44ZM53 85H55V84L53 83L51 86H53ZM56 85H55V87L58 86V85H57V86H56ZM64 85H65V84H64ZM77 85L81 86L80 84H77ZM101 85H102V84H101ZM109 85H110V84H109ZM117 85H118V84H117ZM122 85H123V84H122ZM156 85H157V83H156ZM171 85H172V84H171ZM177 85H178V84H177ZM190 85H191V84H190ZM235 85H236V84H235ZM243 85H244V84H243ZM250 85H251V84H250ZM256 85H257V84H256ZM256 85H255V86H256ZM262 85H263V83L261 84V86H262ZM25 86H26V85H25ZM34 86H35V84H34ZM46 86H47V85H46ZM62 86H63V85H62ZM67 86H68V85H67ZM71 86H74V85H71ZM103 86H104V85H103ZM106 86L108 87V85H106ZM144 86H145V85H144ZM144 86H143V87H144ZM169 86H170V84H169ZM195 86H196V85H195ZM241 86H242V85H241ZM17 87H18V86H17ZM42 87H43V86H42ZM48 87H49V86H47L46 88H48ZM55 87H54V89H56V92H57L58 89L55 88ZM64 87H65V86H64ZM155 87H156V86H155ZM171 87H172V86H171ZM193 87H194V86H193ZM251 87L253 88V90H255L258 86L255 87V88H254L253 86H251ZM262 87H264V86H262ZM39 88H40V87H39ZM44 88H45V87L41 88V90H44ZM46 88H45V90H46ZM52 88H53V87H52ZM58 88H60V87H58ZM68 88H71V87H68ZM72 88H73V87H72ZM77 88H78V87H77ZM105 88H106V87H105ZM108 88H109V87H108ZM110 88H111V87H110ZM124 88H125V87H124ZM124 88H123V90H124L123 92H125L126 89H128V91H129V88H126V89H124ZM136 88H137V87H136ZM147 88H148V86H147ZM151 88H152V87H151ZM159 88H160V87H159ZM176 88H177V87H176ZM185 88H186V87H185ZM185 88H182V89L185 90ZM252 88H251V89H252ZM54 89H53V90H54ZM153 89H154V88H153ZM186 89H187V88H186ZM191 89H192V88H191ZM195 89H196V88H195ZM199 89H200V88H199ZM258 89H259V87H258ZM31 90H32V89H30V91H31ZM34 90H35V89H34ZM45 90H44V92H45ZM61 90H64V88H61ZM71 90H72V89H71ZM73 90H75V89L73 88ZM97 90H98V89H97ZM97 90H96V91H97ZM111 90H112V89H111ZM137 90H138V89H137ZM175 90H176V89H175ZM35 91H36V90H35ZM65 91H66V90H65ZM75 91H76V90H75ZM147 91H148V90H147ZM186 91H187V90H186ZM186 91H185V92H186ZM192 91H193V89H192ZM196 91H198V90L196 89ZM237 91H238V90H237ZM246 91H247V89H246ZM246 91H245V92H246ZM248 91H250V90H248ZM256 91H257V90H256ZM3 92H4V93H7V94L10 93V94H9V97H11L13 101L10 100L11 98H9V97H4V96H6V94H4ZM25 92H26V94H25ZM31 92H32V91H31ZM31 92H29V93L31 94ZM59 92H60V91H59ZM82 92H83V91H82ZM109 92H110V91H109ZM115 92H116V91H115ZM120 92H121V91H120ZM126 92H127V90H126ZM138 92H139V90H138ZM155 92H156V91H155ZM202 92H203V91H202ZM243 92H244V91H243ZM243 92H241V93H243ZM245 92H244V94H245ZM252 92H253V91H252ZM252 92H251V93L249 92L247 96H249L250 94H251V95L254 94V93H252ZM257 92H260V91L258 90ZM257 92H256V94H254V95L251 96L252 98H250V100H251V99L254 100V101L252 100L253 103H251L252 101L250 102V104H251L250 106H251V108H253V111H252V113H251V114L253 115V116L251 115V118H252V119H251V121H252L251 123H252V124H249V125H248V124H245L246 122H245V123H242L243 121L241 122V119H242L243 117H241V118L239 119L241 123H239V124H237L239 121L236 119L237 121H236L235 123H236L238 126H237L236 124H233V123L230 124L231 127L233 126V128H235V129L231 130L232 128L230 127L229 122H228L227 125H228L229 127H227V128L224 129V130L226 131V130H228V129L230 128L229 131L232 132V133H230L231 135L233 134V131L235 130L234 133H236V136H237L238 134L241 133V135H238V136H237V141H238V138L242 137V135H243L242 133H243V132L245 133L244 136H243V138H246L247 140L249 139V140H248L249 142H250V139H251V138H252L251 141H253V139H255V140H256V141L254 140L255 142H252V144L250 143L249 145H247V147H249V148L251 147L250 149H248V148L246 147V145H245V148H241V146L243 145V144L241 145V143H243V142H240V141H238V145H239L240 147H238V145H237V148L242 149V152L245 153V154H246V152H244V151H247V149H248V150H252V149H253V151L256 150L255 152L252 151L251 154H252V153H257V154H259V153H260V154H259V157H256V155H257V154H256L255 157L258 158V159L253 158V156H252V159H253V160L255 159L257 164H259V163L262 161V162H261V164H262V163L264 162V160H263V157H264V156L262 157L261 160H260L259 158H261V157H260V155H262L261 152L264 154V152H263V150H264V100H263V99H264V89H263V92H262L263 94L260 93V95H258ZM41 93H42V92H41ZM46 93H47V92H46ZM54 93H55V92H54ZM94 93H95V92H94ZM146 93H147V92H146ZM195 93H196V92H195ZM30 94H28V95H30ZM34 94H35V93H34ZM56 94H58V92H57ZM99 94H100V93H99ZM119 94H120V93H119ZM122 94H124V93H122ZM122 94H121V95H122ZM127 94H128V93H127ZM155 94H156V93H155ZM155 94H154V95H155ZM198 94H199V93H198ZM237 94H238V93H237ZM20 95H21V97H20ZM68 95H69V94H68ZM88 95L91 96V95H93V94H88ZM103 95H104V94H103ZM157 95H158V94H156V97H157ZM188 95H189V94H188ZM193 95L195 96V94H193ZM196 95H197V93H196ZM203 95H204V93H203ZM46 96H47V95H46ZM48 96H49V95H48ZM55 96H57L56 99H58V100L60 101V98H58V95H55ZM95 96H96V95H95ZM138 96H139V95H138ZM151 96H152V94H151ZM151 96H150V98H151ZM182 96H184V95H182ZM191 96H192V95L190 94V96H187V97L189 98V97H191ZM198 96H199V95H198ZM200 96H201V95H200ZM244 96H245V95H244ZM19 97H20V98H19ZM127 97H128V96H127ZM133 97H134V95H133ZM136 97H137V96H136ZM140 97H141V96H140ZM185 97H186V96H185ZM237 97H239V96H237ZM240 97H241V96H240ZM245 97H246V96H245ZM249 97H250V96H249ZM253 97H254V98H253ZM256 97H257V98H256ZM17 98H15V99H17ZM26 98H27V97H26ZM33 98H34V97H33ZM65 98H66V97H65ZM81 98H82V97H81ZM96 98H97V97H96ZM107 98H108V97H107ZM119 98H120V97H119ZM122 98L124 99V97H122ZM122 98H120V99L122 100ZM192 98H193V96H192ZM203 98H204V97H203ZM255 98H256V99H255ZM24 99H25V98H24ZM29 99H31V97H30ZM34 99H35V98H34ZM34 99H33V100L31 99V100H29V101H32V102H33ZM37 99H38V98H37ZM37 99H35V100H37ZM40 99H41V98H40ZM43 99H44V97L42 98V100H43ZM45 99H46V98H45ZM45 99H44V100H45ZM101 99H102V98H101ZM142 99H144V98H142ZM197 99L199 100V98H197ZM27 100H28V98H27ZM48 100H49V99H48ZM83 100H84V99H83ZM94 100H95V99H94ZM125 100H126V99H125ZM127 100H129V98H128ZM135 100H136V99H135ZM155 100H156V99H155ZM207 100H208V99H207ZM248 100H249V99H248ZM248 100H247V101H248ZM250 100H249V101H250ZM10 101H12L13 103L11 104ZM29 101H27V102H29ZM40 101H41V100H40ZM46 101H47V100H45V102H46ZM65 101H66V100H65ZM72 101H73V100H72ZM123 101H124V100H123ZM136 101H137V100H136ZM140 101H141V100H140ZM192 101H193V100H192ZM196 101H197V100H196ZM244 101H246V100H244ZM22 102H23V101H22ZM43 102H44V101H43ZM43 102L41 101V103H43ZM51 102H52V101H51ZM69 102H70V101H69ZM112 102H114V101H112ZM138 102H139V101H138ZM154 102H155V101H154ZM172 102H173V101H172ZM204 102H205V101H204ZM206 102H207V101H206ZM220 102H221V101H220ZM24 103H25V102H24ZM53 103H54V101H53ZM56 103H57V101H56ZM56 103H55V104H56ZM66 103H67V102H66ZM72 103H73V102H72ZM75 103H77V102L75 101ZM92 103H93V102H92ZM92 103H91V104H92ZM114 103H116V101H115ZM139 103H140V102H139ZM186 103H187V102H186ZM194 103H196V102H194ZM202 103H203V102H202ZM242 103H243V102H242ZM247 103H249V102H247ZM247 103H246V104H247ZM30 104H31V103H30ZM51 104H52V103H51ZM63 104H64V103H63ZM70 104H71V103H70ZM93 104H94V103H93ZM109 104H110V103H109ZM135 104L137 105V102H136ZM135 104H134V106H135ZM154 104H155V103H154ZM223 104H224V103H223ZM44 105H45V104H44ZM74 105H75V104H74ZM181 105H182V104H181ZM183 105H184V104H183ZM224 105H225V104H224ZM224 105H222V106H224ZM65 106H66V105H65ZM111 106H112V105H111ZM122 106H123V105H122ZM125 106H126V105H125ZM130 106H131V105H130ZM156 106H157V105H156ZM163 106H164V105H163ZM214 106H215V105H214ZM222 106H220V107H222ZM225 106H227V105H225ZM236 106H237V105H236ZM236 106L234 105V107H236ZM247 106H249V104H247ZM252 106H253V107H252ZM33 107H34V108H33ZM43 107H44V106H43ZM52 107H53V105H52ZM57 107H58V106H57ZM71 107H72V106H71ZM79 107H80V106H79ZM79 107H78V108H79ZM85 107H86V106H85ZM105 107H106V106H105ZM159 107H160V105H159ZM186 107H187V106H186ZM186 107H185V109H186ZM210 107H211V106H210ZM109 108H110V107H109ZM123 108H124V107H123ZM129 108H130V107H129ZM135 108H136V107H135ZM164 108H165V107H164ZM201 108H202V107H201ZM222 108H226V109H228V110L230 111V108H229V107H222ZM236 108H237V107H236ZM246 108H247V107H246ZM249 108H250V107H249ZM31 109H32V111H31ZM57 109H58V108H57ZM71 109H72V108H71ZM75 109H76V108H74V110H75ZM107 109H108V108H107ZM185 109H183V110L185 111ZM211 109H212V108H211ZM234 109H235V108H234ZM254 109H255V110H254ZM20 110H21V111H20ZM38 110H37V111H38ZM40 110H39V113H40ZM46 110H47V109H46ZM49 110H50V109H49ZM59 110H60V109H59ZM97 110H98V109H97ZM100 110H101V109H100ZM116 110H117V109H115L114 111H116ZM118 110H119V109H118ZM159 110H160V109H159ZM201 110H202V109H201ZM212 110H213V109H212ZM228 110H225V111L228 112ZM238 110H239V109H238ZM249 110H250V109H249ZM51 111H52V110H51ZM84 111H85V110H84ZM114 111H113V112H114ZM20 112H21V114L23 115L24 123H25V124H24V123L22 124L23 120L21 121V124H20V122L16 119V118H19V117H20V115H18ZM63 112H64V111H63ZM66 112H67V111H66ZM102 112H103V111H102ZM139 112H140V111H139ZM171 112H172V111H171ZM214 112H215V111H213V113H214ZM227 112H225V113L227 114ZM231 112H232V113H231ZM231 112H229V114H232V115H234L235 117H236L238 114H239L238 117H240V115H242V114H240L241 111H240V113H238L239 111L237 112V111H235V110L233 111V109H231ZM233 112H234V113H233ZM236 112H237V113H236ZM246 112H247V111H246ZM26 113H27V112H26ZM111 113H112V112H111ZM117 113H118V112H117ZM149 113H151V112L149 111ZM166 113H167V112H166ZM215 113H216V112H215ZM215 113H214V114H215ZM242 113H243V112H242ZM247 113H248V112H247ZM60 114H61V113H60ZM105 114H107V113H105ZM118 114H119V113H118ZM141 114H142V113H141ZM221 114H222V113H221ZM249 114H250V111H249ZM249 114H248V115H249ZM16 115H18V116H16ZM26 115H28V113H27ZM67 115H68V114H67ZM97 115H98V114H97ZM102 115H103V114H102ZM139 115H140V114H139ZM205 115H207V113H206ZM224 115H225V114H224ZM232 115H231V119H232V120L229 119V120H231V121H233V119H234V118H232V117H233ZM246 115H247V114H246ZM246 115H245L244 118H246ZM15 116H16V117H15ZM24 116H25L26 118H25ZM40 116H41V114H40ZM47 116L49 117V115H47ZM47 116H46V117H47ZM61 116H62V115H61ZM148 116H150V115H148ZM225 116H226L227 118H230V116H228V115H225ZM242 116H243V115H242ZM34 117H35V116H34ZM36 117H38V115H37ZM57 117H58V116H57ZM88 117H89V116H88ZM88 117H87V118H88ZM108 117H109V116H108ZM113 117H114V116H113ZM209 117H210L211 119H213L210 115H209ZM214 117H215V116H214ZM216 117H217V116H216ZM221 117L223 118V116H221ZM20 118H22V117H20ZM55 118H56V117H55ZM61 118H62V117H61ZM64 118H66V116H65ZM73 118H74V116H73ZM73 118H71V120H72ZM75 118H76V117H75ZM77 118H78V117H77ZM87 118H86V119H87ZM103 118H105V116H104ZM207 118H208V115H207ZM210 118H209V121L211 120ZM224 118H225V117H224ZM59 119H60V118H59ZM78 119H79V118H78ZM80 119H81V118H80ZM91 119H92V118H90V117L88 118V123H86L87 120H86V121H85V120H83V121H80V120H79L78 123L80 122V124H82V122H83V124L85 123L84 125L87 126V125L89 124V122H91V121H89V120H91ZM114 119H115V118H114ZM248 119H249V118H248ZM19 120H21V119H19ZM47 120H49V119H47ZM52 120H53V117H52ZM56 120H57V119H56ZM71 120H70V121H71ZM75 120L77 121V119H75ZM102 120H104V119H102ZM119 120H120V119H119ZM216 120H217V119H216ZM218 120H219V119H218ZM218 120H217V122H218ZM220 120H221V119H220ZM220 120H219V122H220ZM226 120H227V119H226ZM32 121H33V118H32V120L29 122L28 126L31 124ZM36 121H38V119H36ZM57 121H58V120H57ZM76 121H75V123H77ZM203 121L206 122L205 120H203ZM222 121H223V120H222ZM231 121H230V122H231ZM47 122H48V121H47ZM68 122H69V119H68ZM68 122H67L66 119H65L64 125L68 124ZM115 122H116V121H115ZM219 122H218V123H219ZM248 122H249V121H248ZM50 123H51V122H50ZM52 123H53V122H52ZM52 123H51V124H52ZM65 123H66V124H65ZM70 123H71V122H70ZM72 123H73V122H72ZM72 123H71V124H72ZM93 123H94V122H93ZM51 124H49V125L46 124V125L48 126V129L51 128ZM58 124H59V121H58ZM61 124H62V123H61ZM71 124H70V125H71ZM221 124L223 125V123H221ZM221 124H220V125H221ZM232 124H233V125H232ZM24 125L27 127V128L25 127V128H26V131H27V130L29 131V132H27L28 134L26 133L25 128H24V129L22 128V127H24ZM33 125H34V124L32 123V125H30V128L33 127ZM40 125H41V124H40ZM52 125H53V124H52ZM59 125H60V124H59ZM64 125L62 124V126L60 125V126H58V127H59V128L62 127V129H63V128L65 127ZM76 125H77V124H76ZM76 125H75V128H74V127H70V126H68V129H69L70 131H72L73 128H74V130L72 131V132H73V135H72V133H71L70 131H68V129H67V130L64 129L65 132L67 131L65 134H68V132H70V133H69L70 135L68 134L69 137H68L67 135H66V136H67V138H69V139H71V140H70V142H69V140L66 138L67 141H66V139L64 140L66 143H64V144H63V143L60 144L61 147H58V146L55 147V150H57L56 148H58V149L60 148L62 151H64L65 149L67 150V149L69 148L68 146H70V143H71L72 139H74L75 137H78V138H75L76 140H75V139H74V140H75V141H79V144H81V140H83V139L80 140L79 137H80V138H83V137H84L85 142H88V141H87V140H88V139H87L88 136L86 137V134H87V133L85 134V132H84L85 129H84V131H82L83 129H82V130L77 129V128H76ZM84 125H83V126H84ZM98 125H100V124H98ZM222 125H221V126H222ZM224 125H226V124H224ZM224 125H223V126H224ZM239 125H240V127H239ZM49 126H50V128H49ZM63 126H64V127H63ZM78 126L80 127V126H82V125H79V124H78ZM78 126H77V127H78ZM209 126L211 127V125H209ZM223 126H222V127H223ZM234 126H235V127H234ZM236 126L238 127V129H237ZM37 127H38V126H37ZM41 127H42V126H41ZM45 127H46V126H45ZM56 127H57V126H56ZM56 127L54 126L53 129H50L52 132H51L50 130H49V132L53 133V131L56 130V133H54V135H56L57 133H60V132L62 131V134L64 135V132H63L64 130H60V131H59V128H56ZM79 127H78V128H79ZM87 127H88V126H87ZM94 127H96V126H94ZM101 127H102V125H101ZM104 127H105V126H104ZM210 127H209V129H210ZM224 127H225V126H224ZM35 128H36V126H35ZM42 128L44 129V126H43ZM55 128H56V129H55ZM80 128H81V127H80ZM206 128H208V127H206ZM211 128H212V127H211ZM54 129H55V130H54ZM76 129H77L78 131H77ZM87 129H88V130H87ZM87 129H86V132L89 131L88 133H90V135H89V134H88V135L91 137V139H90L89 141L92 143L93 141H91V140H93V139L96 140V139H97V137L95 136L96 134H95V135H92L94 132L96 133V131H95L96 129H93L92 132L90 131L89 128H87ZM97 129H100V128H97ZM115 129H116V128H115ZM34 130H35V129H34ZM75 130L77 131L76 134L74 133ZM103 130H104V129H103ZM224 130H223V131H224ZM236 130H237V131H236ZM238 130H240V132H239ZM36 131H37V129H36ZM38 131H40V130H39V127H38ZM45 131H48L47 128H46ZM57 131H59V132H57ZM80 131L83 132V133H81L82 135L77 136L78 134H80V133H78V132H80ZM98 131H99V130H98ZM98 131H97V132H98ZM215 131H216V129H215ZM219 131H220V130H219ZM219 131H218V132H219ZM225 131H224V132H225ZM34 132H35V131H34ZM99 132H100V131H99ZM99 132H98V133H99ZM113 132H115V131H113ZM29 133H30V135H29ZM35 133H36V132H35ZM77 133H78V134H77ZM101 133H102V132H101ZM101 133H99V135H100ZM221 133H222V132H221ZM221 133H220V134H221ZM37 134H38V133H37ZM37 134H36V135H37ZM62 134H61V136H62ZM84 134H85V135H84ZM114 134H115V133H114ZM225 134H227L228 136H230V134L228 133V131H226ZM247 134H248V136H247ZM51 135H52V134H51ZM51 135H50V137H51ZM75 135H76V136H75ZM83 135H84V136H83ZM104 135H105V134H104ZM32 136H33V137H32ZM56 136H57V135H56ZM56 136H55V137H56ZM61 136L59 137V139H60V138L64 139V138H63L64 136H62V137H61ZM71 136H74V137H71ZM81 136H82V137H81ZM207 136H208V135H207ZM239 136H240V137H239ZM44 137H46V135H45ZM57 137H58V136H57ZM92 137H93V138H92ZM94 137H96V139H95ZM101 137H103V135H102ZM85 138H86L87 140H86ZM105 138H106V137H105ZM48 139H49V138H48ZM55 139H56V138H55ZM77 139H78V140H77ZM106 139H107V138H106ZM52 140H53V139H52ZM60 140H61V139H60ZM60 140H59V141H60ZM74 140H73L72 142H74V144H75V141H74ZM84 140H83V141H84ZM48 141H49V140H48ZM59 141H58V142H59ZM99 141H100V140H99ZM113 141H115V140H113ZM215 141H216V140H215ZM242 141H243V139H242ZM46 142H47V141H46ZM56 142H57V141H55L54 144H55ZM61 142H63V140H62ZM85 142H84V143H85ZM90 142H88V143H90ZM106 142H107V141H106ZM256 142H257V145L254 144V143H256ZM47 143H48V142H47ZM47 143H46V146L50 143V146H48V148H50V147H51V144H52V141L50 140L49 143H48V144H47ZM68 143H69V144H68ZM76 143H77V142H76ZM88 143H87V144H88ZM94 143H95V141L93 142V144H94ZM216 143H218V142L216 141ZM244 143H246V142H244ZM65 144H66L67 148H66ZM67 144H68V145H67ZM82 144H83V143H82ZM82 144H81V145H82ZM85 144H86V143H85ZM93 144H91V146H92ZM103 144H105V143L103 142ZM103 144H102V145H103ZM222 144H223V143H222ZM222 144H221V145H222ZM236 144H237V143H236ZM253 144H254V146H253ZM258 144H259V145H258ZM44 145H45V144H44ZM52 145H53V144H52ZM57 145H58V144H57ZM94 145H95V144H94ZM100 145H101V144H100ZM106 145H107V144H106ZM225 145H227V144H225ZM53 146H55V145H53ZM64 146H65V147H64ZM88 146H89V144H88ZM234 146H235V144H234ZM63 147H64V148H63ZM82 147H84V146H82ZM101 147H102V146H101ZM108 147H109V146H108ZM46 148H47V147H46ZM52 148H54V147H51V149H52ZM73 148H74V147H73ZM75 148H76V146H75ZM228 148H229V146H228ZM228 148H227V149H228ZM233 148H235V147H233ZM246 148H247V149H246ZM41 149H45V146H44V148L42 147ZM51 149H50V150H51ZM60 149H59V150H60ZM63 149H64V150H63ZM94 149H95V148H94ZM108 149H109V148H108ZM110 149H111V148H110ZM112 149H113V148H112ZM223 149H224V150H222V151H225V150H226L225 148H223ZM254 149H255V150H254ZM50 150L48 149V151H50ZM59 150H58V152H59ZM78 150H79V149H78ZM80 150H81V148H80ZM80 150H79V151H80ZM88 150H89V149H88ZM103 150H104V149H103ZM219 150H220V148H219ZM238 150H239V149H238ZM243 150H244V151H243ZM258 150H259V152H257ZM260 150H261V151H260ZM45 151H46V150H45ZM48 151H47V152H48ZM52 151H53V149H52ZM75 151H76V150H75ZM56 152H57V151H56ZM58 152H57V155H58ZM86 152H88V151H86ZM106 152H107V151H106ZM113 152H114V151H113ZM248 152H249V151H248ZM42 153H43V152H42ZM48 153H51V155H54V152H53V154H52V152H48ZM61 153H62V152H60V154H61ZM72 153H73V152H72ZM74 153H75V152H74ZM92 153H93V152H92ZM222 153L226 156V154H227L228 152H226V153L222 152ZM249 153H250V152H249ZM77 154H78V153H77ZM86 154H87V153H86ZM112 154H113V153H112ZM247 154H248V153H247ZM44 155H45V157H48V160L51 159V157H50L51 155H49V154L47 155V153H46V154L44 153L43 156H44ZM46 155H47V156H46ZM55 155H56V154H55ZM57 155H56V157H55V156H52L53 158H54V157L56 158L54 161L57 160V157H60V156H61V155H58V156H57ZM78 155H80V154H78ZM81 155H82V154H81ZM81 155H80V156H81ZM252 155H254V154H252ZM63 156H64V155H63ZM85 156H86V155H85ZM116 156H118V155L116 154ZM45 157H44V158H45ZM60 158H61V157H60ZM60 158H59V159H60ZM73 158H75V157H73ZM76 158H77V157H76ZM118 158H119V157H118ZM46 159H47V158H46ZM63 159H64V158H63ZM80 159L83 160V159H84L83 156L80 157ZM103 159H104V158H103ZM51 160H52V159H51ZM66 160H67V159H66ZM66 160H65V162H66ZM77 160H78V159H77ZM85 160L88 161V163L90 162L88 159H84L83 162H85ZM246 160H247V159H246ZM255 160H254V161H255ZM60 161H62V160H60ZM60 161H59V162H60ZM69 161H71V160H69ZM75 161H76V160H75ZM75 161H74V162H75ZM98 161H99V160H98ZM117 161H118V160H117ZM120 161H121V160H119L118 162H120ZM247 161H248V160H247ZM49 162H50V161H49ZM59 162L56 161V162H54V163H58V164H59ZM249 162H250V161L246 162V163H247V164H246L247 166H249V165L252 164V162H250V164L248 165ZM50 163H51V162H50ZM52 163H53V162H52ZM61 163L66 165V163H63V161L60 162V165H61ZM68 163H69V162H67V165H66V166L71 167L70 164L73 166L72 163H70V164H68ZM75 163H76V162H75ZM81 163H82V162H81ZM81 163H80V164H81ZM112 163H113V162H112ZM112 163H111V164H112ZM256 163H255V165H256ZM58 164H57V165H56V164L53 165V166L56 165V166H55L56 168H53L54 171H52L53 169H51V170L48 169V171H50V173H51V171H52L51 174L49 173L48 177H49L50 175H52L53 172L56 173V171H57V172L59 173L60 171H63L62 168H61V166L64 167L65 165H61V166L59 167V168H61V170H59V169L57 168V167L59 166ZM76 164L78 165V162H77ZM83 164H87V162H86V163H83ZM233 164H234V163H233ZM40 165H41V164H40ZM42 165H43V164H42ZM234 165H235V164H234ZM253 165H254V164H253ZM49 166L52 167V165H49ZM66 166H65V169H64V170H66V168L69 170L70 168H69V167H66ZM75 166H76V165H75ZM85 166H86V165H85ZM128 166H129V165H128ZM258 166H259V165H258ZM260 166H262V165H260ZM263 166H264V165H263ZM263 166H262V168L259 167V170H257V171L260 172V174H261L260 168H261V170L263 169V171H264ZM40 167H41V166H40ZM46 167H47V166H46ZM90 167H93V165H92V166H89V168H88V167H87V168L84 167V169H85L84 171H85V172H86V171L88 172L87 174H86V173H83V172H82V174L80 173L81 176H82L83 174L85 175V176L82 178L83 180H80V179H81V178H80L81 176H80V174H79V172H81V170H83V169L79 170V172H78V174H77V175L80 176V177H78L79 179H78L77 176H75L73 173H72V175L75 176V179H74V177H72V176H71V177H72V178H71L72 180L69 179V178H68V179L71 180V182H73V180H74V181H77V182H78V180H80V181H82V183H80V182H79V183H80L81 185H83V182L85 181V179H87V176H86V175H88V174L90 175V174H91V176L88 175V179H89L88 181H92V178H95V175H99V174H98L99 172H98V173L96 172L97 170L95 169V167H93V168H94V169H93V172L95 171L96 173H92V172H91L92 170H91V171H88V170L92 169V168H90ZM104 167H105V165H104ZM38 168H39V167H38ZM71 168H74V167H71ZM75 168H76V167H75ZM226 168H227V167H226ZM226 168H225L224 171L227 172L228 169H226ZM35 169H36V170H35ZM45 169H46V168H45ZM77 169H78V168H77ZM86 169H88V170H86ZM99 169H100V168H99ZM99 169H98V171H99ZM120 169H121V168H120ZM252 169H253V168H252ZM256 169H257V168H256ZM34 170H35V171H34ZM39 170H40V172L42 171L40 168H39ZM73 170H74V169H73ZM121 170H122V169H121ZM254 170H255V169H254ZM33 171H34V173L36 172V173L38 174L37 177L35 176V174L33 173ZM69 171H71V170H69ZM106 171H107V170H106ZM111 171H112V170H111ZM125 171H126V169H125ZM129 171H130V170H129ZM228 171H229V170H228ZM66 172H67V171H66ZM72 172H74V171H72ZM76 172H77V170H76ZM90 172H91V173H90ZM107 172H108V171H107ZM232 172H233V171H232ZM255 172H256V171H255ZM259 172H256V173L258 174ZM102 173H103V171H102L100 174H102ZM110 173H111V172H110ZM123 173H124V172H123ZM223 173H224V175H225V172H223ZM31 174H32V175H31ZM33 174H34L35 177L33 176ZM56 174H57V173H56ZM64 174H65V173H64ZM64 174H63V175H64ZM68 174H69V173H68ZM68 174L66 173L65 175L67 176ZM75 174H76V173H75ZM94 174H95V175H94ZM104 174H107V173H103V177H102V176H99V177L97 176V178H100V177H101V178L104 179V178H105V177H104ZM126 174H127V173H126ZM137 174H138V173H137ZM231 174H232V173H231ZM257 174H256V175H257ZM43 175H44V174H43ZM43 175L41 174V177H40L41 179H43V181H44V178H47V180H48V179H51V180L53 179V177H50V178L47 177V172L45 173L46 176L44 175V176H45L44 178L42 177ZM53 175H54V174H53ZM69 175H71V173H70ZM92 175H93V176H92ZM109 175H110V174H109ZM132 175H133V174H131L130 176L132 177ZM139 175H140V174H139ZM221 175L223 176V174H221ZM226 175H227V174H226ZM263 175H264V172H263ZM29 176H30V177H29ZM56 176H57V175H55V177H56ZM134 176H135V173H134ZM222 176H220V177H222ZM249 176H250V175H249ZM249 176H247V177H249ZM257 176H258V175H257ZM60 177H61V175H60ZM85 177H86V178H85ZM89 177H90V178H89ZM91 177H92V178H91ZM229 177H231V175H230ZM251 177H252V176H251ZM253 177H254V176H253ZM259 177H260V175H259ZM30 178H31V179H30ZM32 178H36V179H32ZM37 178H38V179H37ZM61 178H62V177H61ZM76 178H77L78 180H77ZM113 178H114V177H113ZM132 178H133V177H132ZM132 178H131V179H132ZM134 178H138V177H134ZM134 178H133V179H134ZM140 178H141V177H140ZM232 178H233V176H232ZM59 179H60V178H59ZM90 179H91V180H90ZM115 179H116V178H115ZM141 179H142V178H141ZM141 179H140V180H141ZM209 179H210V178H209ZM209 179L207 178L206 181H208ZM220 179H221V178H220ZM223 179H224V178H223ZM229 179H230V178H229ZM253 179H256V180H257L258 177H257V178L254 177ZM253 179H252L251 181H254ZM53 180H54V179H53ZM53 180H52V181H53ZM57 180H58V179H57ZM61 180H64L63 182H66V181H65V178H64V179L62 178ZM93 180H94V179H93ZM135 180H137V179H135ZM204 180H205V179H204ZM204 180H203V182H202L203 184H204ZM218 180H219V179H218ZM218 180H217V181H218ZM260 180H261V179H259V181H260ZM131 181L134 183L133 180H131ZM206 181H205V182H206ZM246 181H247V180H246ZM251 181H250V183H251ZM259 181H258V182H259ZM262 181H263V182H262ZM262 181H260V184H259V185H261L262 183H264V179H263ZM32 182L29 183V181H28V183H29L30 185L33 184ZM35 182H36V181H35ZM53 182H55V181H53ZM100 182H101V181H100ZM137 182H138V181H136V183H137ZM258 182H257L256 184H258ZM261 182H262V183H261ZM20 183H21V184H20ZM37 183H38V185H37L36 183H34V184H36L37 187L39 186L38 188L36 187L37 189H39L42 185H41L40 181H37ZM59 183H60V181L58 182V184H59ZM113 183H114V182H113ZM133 183H132V184H133ZM209 183H210V182H209ZM222 183H223V181H221L220 185H221ZM250 183H248V184H250ZM252 183H253V182H252ZM252 183H251V184H252ZM19 184H20V185H19ZM34 184L31 186L32 188H33V187L35 188V185H34ZM39 184H40V185H39ZM47 184H50V183L47 182ZM47 184H46V186H43V188L45 187L44 189H46V188L48 187ZM51 184H50L49 186H51ZM58 184H57V185H58ZM62 184H63V183H62ZM66 184H68V183L66 182ZM71 184H73V183H71ZM216 184L219 185V183H216ZM223 184H225V183H223ZM18 185L20 186V188H21L22 191L19 189V191L17 190V192H16V189H17V188L15 189V187H18ZM44 185H45V183H44ZM55 185H56V184H55ZM57 185H56V187H57ZM59 185H61V184H59ZM85 185H86V184H85ZM96 185H97V184H96ZM100 185H101V184H100ZM135 185H136V184H135ZM218 185H217V186H218ZM263 185H264V184H263ZM129 186H130V185H129ZM206 186H208V185H206ZM214 186H216L215 183H214ZM223 186H224V185H223ZM54 187H55V186H54ZM251 187H253V186L251 185ZM12 188H13V191H14V189H15V192H16V194L18 195V196H17V195L15 194V196L18 197V198H13L14 201L16 202L17 200H19V201L21 202V203H20V202H19V203H20V204H23V205L21 206L20 204L17 205L18 203H17V204L15 203V205H17V207H16L17 209H15V208L13 207V206H14V204H13L14 202H13L12 200H10V202H7L8 199H10L9 197L11 196V199H12V196H13L14 193H15V192L12 193V192H13V191H12ZM25 188H26V187H25ZM28 188H30L29 185H28ZM34 188H33V189H34ZM36 188H35V189H36ZM58 188H59V186H58ZM68 188H69V187H68ZM73 188H74V187H73ZM76 188H77V186H76ZM99 188H100V190H101V187H99ZM104 188H105V186H104ZM133 188H134V187H133ZM253 188H254V187H253ZM35 189H34L33 191H35ZM47 189H48V188H47ZM69 189H70V188H69ZM74 189H75V188H74ZM91 189H93V188H91ZM204 189H205V188H204ZM206 189H207V188H206ZM212 189H214V188H211V190H212ZM215 189H216V188H215ZM51 190H52V191H51ZM95 190H96V189H95ZM102 190H103V189H102ZM211 190H210V191H211ZM262 190H263V189H262ZM262 190H261V193H260V197H261V195H264V194H262ZM83 191H84V190H83ZM86 191H87V190H86ZM89 191H90V190H89ZM89 191H88V192H89ZM92 191H93V190H92ZM92 191H91V192H92ZM107 191H108V190H107ZM201 191H202V190H201ZM256 191H257V190H255V193H256ZM44 192H45V191H44ZM69 192H70V191H68L67 193L69 194ZM74 192H75V190H74ZM84 192H85V191H84ZM84 192L81 191V193H84ZM88 192H87V193H88ZM199 192H200V191H199ZM199 192H198V193H199ZM18 193H21V194H18ZM24 193H25V194H24ZM27 193H28V192H27ZM75 193H77V192H75ZM210 193H211V192H210ZM252 193H253V192H252ZM23 194H24V195H23ZM79 194H80V193H79ZM92 194H93V193H92ZM196 194H197V193H196ZM196 194H195V195H196ZM257 194H258V193H257ZM103 195H104V193H103ZM103 195H102V196H103ZM112 195H113V194H112ZM115 195H116V194H115ZM129 195H130V194H129ZM198 195H199V194H198ZM202 195H204V194H202ZM209 195H212V194H209ZM216 195H217V194H216ZM37 196H38V195H37ZM96 196H97V195H96ZM92 197H93V195H92ZM103 197H104V196H103ZM116 197H117V196H116ZM185 197H186V196H185ZM204 197H205V195H204ZM209 197H211V196H209ZM6 198H7V199H6ZM30 198H31V200H30ZM75 198H76V197H75ZM212 198H213V197H211L210 199H212ZM16 199H17V200H16ZM104 199H105V198H104ZM146 199H148V198H146ZM4 200H6L5 203H4ZM25 200H26V201H25ZM82 200H83V199H82ZM91 200H92V199H91ZM219 200H221V199H219ZM224 200H225V199H224ZM227 200H228V199H227ZM86 201H87V200H86ZM107 201H108V200H107ZM116 201H117V200H116ZM121 201H122V200H121ZM151 201H152V200H151ZM191 201H193V200H191ZM211 201H212V200H211ZM222 201H223V200H222ZM222 201H220V203H219L220 205L223 204ZM228 201H229V200H228ZM231 201H232V200H231ZM26 202H28L27 204H29V205H28L29 207H30V206H32V207H31V208H29L28 206H27V207H23L24 204H26ZM80 202H81V201H80ZM82 202H83V201H82ZM87 202H88V201H87ZM135 202H136V201H135ZM138 202H139V201H138ZM146 202H147V201H146ZM146 202H145V203H146ZM189 202H190V200H189ZM193 202H194V201H193ZM224 202H225V201H224ZM237 202H239V200H238ZM6 203H7V205H6ZM8 203H11V204L9 205ZM75 203H76V201L74 200V203H73V204L75 205ZM77 203H78V201H77ZM77 203H76V204H77ZM108 203H109V202H108ZM126 203H127V202H126ZM132 203H133V202H132ZM152 203H153V202H152ZM230 203H231V202H230ZM230 203H229V205H230ZM86 204H87V203H86ZM124 204H125V203H124ZM225 204H226V203H225ZM245 204H246V203H245ZM8 205L11 206V207H7ZM12 205H13V206H12ZM78 205H80V204H78ZM103 205H104V204H103ZM119 205H120V204H119ZM134 205H135V204H134ZM134 205H133V206H134ZM137 205H138V204H137ZM153 205H154V204H153ZM247 205H248V204H247ZM249 205H251V204H249ZM18 206H19V208H18ZM82 206H83V205H82ZM84 206H85V202H84ZM87 206H88V204H87ZM87 206L85 207V209L87 208ZM115 206H116V204H115ZM155 206H156V205H155ZM211 206L214 207V205H211ZM216 206H217V205H216ZM1 207H2V206H1ZM12 207H13L14 209H12ZM55 207H56V206H55ZM55 207H54V208H55ZM74 207H76V206H74ZM79 207H80V206H79ZM124 207H127V206H123V208H124ZM149 207H150V206H149ZM156 207H157V206H156ZM217 207H218V206H217ZM229 207H230V206H229ZM238 207H239V206H238ZM241 207H242V206H241ZM241 207H240V208H241ZM243 207H244V206H243ZM250 207H251V206H250ZM28 208H29V209H28ZM82 208H83V207H82ZM82 208H81V210H84V209H82ZM118 208H119V207H118ZM118 208H117V209H118ZM146 208H147V207H146ZM192 208H193V207H192ZM236 208H237V207H236ZM240 208H239V209H240ZM245 208H247V207L245 206ZM3 209H4V208H3ZM74 209H75V208H74ZM99 209H101V208H99ZM128 209H129V208H128ZM140 209H141V208H140ZM151 209H152V208H151ZM176 209H177V208H176ZM188 209H189V208H188ZM241 209H243V208H241ZM14 210H16V211H15V212H16V215L19 214L18 216L14 215V214H15ZM75 210H77V209H75ZM87 210H89V209H87ZM118 210H119V209H118ZM149 210H150V209H149ZM220 210H221V209H220ZM223 210H224V209H222V212H221V213L219 212L221 215H222V213H223ZM237 210H238V208H237ZM252 210H253V209H252ZM0 211H2V210H0ZM73 211H74V210H73ZM85 211H86V210H85ZM105 211H106V210H105ZM105 211H104V212H105ZM115 211H116V210H115ZM240 211H241V210H240ZM246 211H247V210H246ZM248 211H249V210H248ZM253 211H254V210H253ZM253 211H252V212H253ZM4 212H5V211H4ZM82 212H84V211H82ZM127 212H128V211H127ZM151 212H152V211H151ZM181 212H182V211H181ZM238 212H239V211H238ZM254 212H256V211H254ZM2 213H3V211H2ZM78 213H79V212H78ZM124 213H126V211H125ZM124 213H123V215H124ZM137 213H138V212H137ZM177 213H178V212H177ZM186 213H187V212H186ZM216 213H217V211H216ZM249 213H251V212H249ZM0 214H1V213H0ZM4 214H5V213H4ZM87 214H89L88 211H87ZM90 214H91V213H90ZM93 214H95V212H94ZM103 214H104V213H103ZM115 214H116V212H115ZM149 214H150V213L148 212V216H149ZM152 214H153V212H152ZM178 214H179V213H178ZM187 214H188V213H187ZM203 214H204V213H203ZM217 214H218V213H217ZM220 214H219V216H220ZM224 214H226V213H224ZM227 214H228V213H227ZM230 214H231V213H230ZM239 214H240V213H239ZM242 214H243V213H242ZM254 214H255V213H254ZM254 214H253V215H254ZM257 214H258V213H257ZM1 215H2V214H1ZM91 215H92V214H91ZM99 215H101V213H100ZM125 215H126V214H125ZM125 215H124V217H125ZM161 215H162V214H161ZM169 215H170V214H169ZM169 215H168L167 217H169ZM250 215H251V214H250ZM255 215H256V214H255ZM4 216H5V215H4ZM15 216H16L19 220H18L17 218H15ZM56 216H57V218H58V215H56ZM56 216H55V219H54L55 221H56V219H57ZM87 216H89V215H87ZM108 216H109V215H108ZM108 216H106V218H108ZM133 216H134V215H133ZM136 216H137V215H136ZM138 216H139V215H138ZM144 216H145V215H143V217H144ZM153 216H154V215H153ZM153 216H150V217H153ZM203 216H205V214H204ZM222 216H223V215H222ZM229 216H230V215H229ZM240 216H241V215H240ZM243 216H244V215H243ZM246 216H248V215H246ZM246 216H244V217H246ZM259 216H260V215L258 214V218L261 217V216H260V217H259ZM262 216H263V215H262ZM68 217H69V218H68ZM72 217H73L74 219H73ZM83 217H84V216H83ZM83 217H82V218H83ZM110 217L112 218L113 216H109V219H111ZM162 217H163V216H162ZM167 217H166V219H167ZM184 217H186V216H184ZM200 217H202V216H200ZM206 217H207V216H206ZM227 217H228V216H227ZM236 217H237V216H236ZM241 217H242V216H241ZM251 217H252V216H251ZM255 217H257V215H256ZM0 218H1V216H0ZM2 218H3V215H2ZM5 218H6V217H5ZM5 218H4V219H5ZM33 218H34V219H33ZM66 218H67V219H66ZM97 218H98V216H97ZM101 218H102V217H101ZM115 218H116V216H115ZM128 218H129V217H128ZM163 218H164V217H163ZM170 218L172 219V217H170ZM173 218H174V217H173ZM202 218H203V217H202ZM223 218H226V216L223 217ZM223 218H222V219H223ZM242 218H243V217H242ZM247 218H248V217H247ZM252 218H254V217H252ZM13 219H14V220H13ZM15 219H16V220H15ZM32 219H33V220H32ZM84 219H85V218H84ZM84 219H83V220H84ZM95 219H96V217H95ZM95 219H94V217H93L94 223H93V221L90 222V221H88V220H86V219H85V220H86V223H87V224H88V222H89L90 224L92 223V227H94L93 224L96 225V222H97V221L95 222ZM104 219H105V218H104ZM112 219H113V218H112ZM129 219H130V218H129ZM138 219H139V218H138ZM148 219H149V217H148ZM151 219H152V218H151ZM176 219H177V218H175V220H176ZM187 219H189V218H187ZM192 219H193V218H192ZM207 219H208V218H206L205 221H207ZM228 219H229V217H228ZM230 219H232V220L234 221V223L237 221V219L234 218L233 215H232V217H231ZM230 219H229V220H230ZM255 219H256V218H254V220H255ZM260 219L262 220V218H260ZM31 220H32V222L34 223V226H35V224L38 225V227L35 226V228H34V231H35V232L33 231V228H31V227H33V226H30V225H33V224H31ZM58 220H59V219H58ZM70 220H69V221H70ZM79 220H80V219H79ZM83 220L81 221V223L83 222ZM85 220H84V221H85ZM90 220H92V219L90 218ZM118 220H119V219H118ZM123 220H124V219H123ZM123 220L120 221V222H123ZM142 220H143V219H142ZM142 220H141V221H142ZM152 220L156 221V217H154V219H152ZM175 220H173V221H175ZM179 220H180V219H179ZM225 220H226V219H225ZM232 220H231V221H232ZM241 220H242V219H241ZM243 220H244V219H243ZM243 220H242V221H243ZM1 221H0V222H1ZM55 221H53V225L56 223ZM59 221H60V220H59ZM76 221H77V220H75L74 222H76ZM87 221H88V222H87ZM107 221H108V220H107ZM144 221H145V220H144ZM209 221H210V219H209ZM233 221H232L231 223H230V221H229V223L232 225V224H234ZM244 221H245V220H244ZM263 221H264V220H263ZM263 221H262V223H264ZM19 222H20V223H19ZM48 222H50V223H48ZM60 222H64V221H60ZM60 222H58V223L60 224ZM99 222H101V220H99ZM131 222H132V221H131ZM131 222H130V224L133 223V222H132V223H131ZM159 222H160V221H159ZM247 222H248V221H247ZM255 222H257V221L255 220ZM86 223H85V224H86ZM110 223H112V222H110ZM124 223H125V221H124ZM150 223H151V222H150ZM153 223H154V222H153ZM177 223H178V222H177ZM212 223H213V222H212ZM243 223H244V222H243ZM250 223H251V220H250ZM250 223H249V224H250ZM252 223H253V221H252ZM260 223H261V222H260ZM56 224H57V223H56ZM56 224H55V226H56ZM62 224H63V223H62ZM65 224H66V223H65ZM71 224H72V223H71ZM71 224H70V225H71ZM74 224H75V223H74ZM83 224H84V222L82 223V225H83ZM98 224H99V223L97 222V226H98ZM100 224H102V223H100ZM116 224H117V222H116ZM137 224H138V223H137ZM137 224H136V226H137ZM155 224H156V223H155ZM159 224H161V222H160ZM159 224H158V225H159ZM171 224H172V223H171ZM199 224H201V223H199ZM203 224H204V223H203ZM57 225H58V224H57ZM60 225H61V224H60ZM68 225H69V224H68ZM103 225H105V223H104ZM103 225H102V226H103ZM122 225H123V224H122ZM122 225H121V226H122ZM124 225H126V224H124ZM134 225H135V224H133V226H134ZM214 225H215V224H214ZM226 225H228V223H227ZM231 225H230V226H231ZM29 226H30V227H29ZM71 226H72V225H71ZM75 226H77V225H75ZM79 226H80V225H79ZM79 226H78V227H79ZM88 226H89V225H88ZM90 226H91V225H90ZM102 226H101L102 229H101V228H98L99 226H98V227L95 226L94 229H89V230L92 231V232H90V234L93 233V232L95 231V228H97L98 230H99V229L101 230V231H99V233H100L101 235H102V231H104V234H105V229H106V228H107L108 230H110V229L107 227L108 225L106 226V228H105V226H103V227H102ZM110 226H112V224H111ZM130 226H131V225H130ZM139 226H140V225H139ZM150 226H151V225H150ZM159 226H160L159 228H158V226H157V228H158L157 230L160 231L162 224L159 225ZM164 226H166V225L164 224ZM191 226H192V225H191ZM198 226H199V225H198ZM198 226H197V227H198ZM203 226H204V225H203ZM232 226H233V230L231 229L232 231H234L235 228H236V229H237V228H238V229L241 228V227H238L237 225H232ZM232 226H231V227H232ZM236 226H237V227H236ZM252 226H253V225H252ZM254 226H255V225H254ZM256 226H257V225H256ZM256 226H255V227H256ZM47 227H48L49 229H46ZM56 227H58V226H56ZM64 227H65V226H64ZM72 227H74V226H72ZM72 227H71V228H72ZM118 227H119V226H118ZM147 227H148V226H147ZM153 227H154V226H153ZM166 227H167V226H166ZM166 227H165L164 229H161V230H163V231H161V232H164L165 229H169V228H166ZM170 227H171V226H170ZM176 227H177V225H176ZM183 227H184V226H183ZM200 227H201V225H200ZM200 227H199V229H200ZM228 227H229V226H228ZM234 227H235V228H234ZM247 227H248V226H247ZM255 227H253V228H255ZM257 227H258V226H257ZM261 227H262V226H261ZM58 228H59V227H58ZM69 228H70V226H69ZM71 228H70V232H71V234H72L73 231H71ZM81 228H83V227L81 226ZM86 228H87V227H86ZM86 228L83 229V230H81V231L86 230ZM104 228H105V229H104ZM120 228H121V227H120ZM124 228H125V226H124ZM129 228H130V227H129ZM149 228H150V227H149ZM151 228H152V227H151ZM154 228H155V227H154ZM171 228H172V227H171ZM173 228H175V227H173ZM209 228H210V227H209ZM209 228H208V229H209ZM214 228H215V227H214ZM245 228H246V227H245ZM250 228H251V227H250ZM31 229H32V230H31ZM56 229H57V228H56ZM60 229H61V228H60ZM77 229H78V228H77ZM118 229H119V228H118ZM130 229H131V228H130ZM175 229H177V228H175ZM251 229H252V228H251ZM259 229H260V228H259ZM261 229H262V228H261ZM30 230L32 231V232H31V235H30V233H29ZM45 230H48V231H45ZM52 230H51V231H52ZM57 230H59V229H57ZM72 230H73V229H72ZM93 230H94V231H93ZM119 230H120V229H119ZM119 230H117V231H119ZM121 230H122V229H121ZM123 230H124V229H123ZM135 230H136V228H135ZM139 230H140V227H139ZM184 230H185V229H184ZM191 230H192V229H191ZM214 230H215V229H214ZM216 230H218V229H216ZM216 230H215V234L218 233ZM231 230H230V231H231ZM254 230H255V229H254ZM254 230H253V231H254ZM23 231H24V232H23ZM25 231H28L29 235H28V233L25 232ZM36 231H37V232H36ZM51 231H49V232H51ZM60 231H61V230H60ZM63 231H64V232H63ZM63 231H62V232H63V236H62V233H61V234H60V232H58V233H59L62 237H64V238L67 236V237H66L67 239L65 238V241H64V238H62L63 240H61V241L65 242V243H63V244H66V247H67V245L70 243V242H68V240H69V238H70L71 235H69L68 232H65V231H67V229H66V230H63ZM81 231H79V233H82ZM106 231H107V230H106ZM111 231H112V230H111ZM126 231H128V230H126ZM170 231H171V232H170ZM170 231H169V232H170V234H169L168 230H166V232H168L167 235H171V233H172V235H171V236H172V239H170L171 236H167V237H169V240H170V241H168V239H167V241H168L169 243H168L167 241H166V242L168 243V246L170 245V246L172 247L173 244H174V247H175V244H176V246H177L178 242L174 240V238H175L174 233L176 234L177 231H174V229H173V232H174V233L172 232V229H170ZM185 231H186V230H185ZM207 231H208V230H207ZM212 231H213V230H212ZM232 231H231V232H232ZM235 231H236V230H235ZM235 231L232 232V235H233V236L237 234V232H236V234H234ZM237 231H238V230H237ZM248 231H249V230H248ZM262 231H264V229H262L261 232H262ZM33 232H34V234H32ZM40 232H41V231H40ZM40 232H38V233H40ZM49 232H48V234H49ZM74 232H76V230H74ZM74 232H73V233H74ZM87 232H89V231H87ZM96 232H97V231H96ZM96 232H95V233H96ZM107 232H108V234H107ZM107 232H106L107 237H106V235H104L105 237L102 236L103 238L101 239V241L98 239V237L100 236L99 234L96 233V234L94 235V233H93V234H91V236H93V235H94V237H97V236H98L96 242L99 241V244H100V243L102 244V241H103L104 239L106 240V239H109V238L113 237V236H112L113 231H112V232L107 231ZM128 232H129V231H128ZM134 232H135V231H134ZM137 232H138V231H137ZM181 232H182V231H181ZM188 232H189V231H188ZM188 232H187V235H188ZM193 232H194V231H193ZM203 232H204V231H203ZM216 232H217V233H216ZM257 232L259 233V231H257ZM257 232H256V233H257ZM6 233H9V234H10L9 237H8V236L6 237ZM12 233H13V234L16 233V234L13 235ZM18 233H20L19 236H17ZM55 233H54V235L50 234V236L52 235V238H53V236H55ZM79 233H78V234H79ZM119 233H120V232H119ZM121 233H122V231H121ZM121 233H120V234H121ZM129 233H130V232H129ZM132 233H133V232H132ZM157 233H159V232L157 231ZM178 233H179V228H178ZM201 233H202V232H201ZM248 233H249V232H248ZM248 233H247V234H248ZM254 233H255V232H254ZM263 233H264V232H263ZM42 234L40 233V235H42ZM59 234H56L57 236H55L56 238L54 237V238H55V239H54L55 241H53V242H55V243L57 242V240H58L57 237L60 236ZM67 234H68V235H67ZM110 234H111V235H110ZM117 234H118V233H117ZM117 234H116V239L118 240V238L120 239V237H118ZM126 234H127V233H126ZM134 234H135V233H134ZM146 234H147V233H146ZM148 234H149V233H148ZM152 234H154V233H152ZM160 234H161V233H160ZM195 234H196V233H195ZM197 234H198V233H197ZM219 234H220V235H219ZM219 234H218V236H224V235H225V234L223 235L222 232H221V233L219 232ZM221 234H222V235H221ZM238 234H240V233H238ZM238 234H237V235H238ZM261 234H262V233H261ZM7 235H8V234H7ZM24 235H25V236L28 235V237H29V236H31V237H30V238L27 237V238L25 239V238H24V237H25ZM76 235H77V234L75 233V236H76ZM81 235H82V234H81ZM108 235H110V236H108ZM129 235H130V234H129ZM149 235H151V234H149ZM154 235H155V234H154ZM165 235H166V234L164 233V238H165ZM189 235L191 236V234H189ZM189 235H188V237H189ZM249 235L251 236L252 233L249 234ZM253 235H255V234H253ZM259 235H260V234H259ZM44 236H43V237H44ZM46 236H45V237H46ZM68 236H69V237H68ZM79 236H80V235H79ZM83 236H84V233H83L82 237H83ZM125 236H126V235H125ZM135 236H136V234H135ZM135 236H134V237H135ZM143 236H144V234H143ZM152 236H153V235H152ZM173 236H174V237H173ZM178 236H179V238H178ZM178 236L176 235L177 239L182 240L183 234H181L182 237L180 236V234H178ZM196 236H197V235H196ZM212 236H213V234H212ZM212 236L209 235L210 238H211ZM218 236H217V237H218ZM247 236H248V235H247ZM250 236H249V237H250ZM256 236H257V235H256ZM262 236H263V235H262ZM11 237H12V238H11ZM39 237H40V236H39ZM43 237H42V240H41L42 243H41L40 247H38L39 249L41 248V246H42V247L44 246L43 244H45V243H43V242H44V241H43V240H44ZM48 237H49V236H48ZM48 237H47V238H48ZM76 237H77V236H76ZM76 237H75V238H76ZM80 237H81V236H80ZM94 237H90V236H89L88 238H91V240H93L92 238H94ZM108 237H109V238H108ZM117 237H118V238H117ZM132 237H133V235H132ZM132 237H130V238H132ZM144 237H145V236H144ZM144 237H143V238L139 237V239H142V240H143V239H145ZM160 237H161V236H160ZM167 237H166V238H167ZM186 237H187V236H186ZM224 237H225V236H224ZM238 237H239V236H238ZM245 237H246V235H245ZM245 237H244V238H245ZM34 238H35V237H34ZM47 238H46V239H47ZM72 238L75 240L74 235H73ZM88 238H87V240H88ZM130 238H129V236H128V239H129L130 242H131V239H130ZM135 238H136V237H135ZM147 238H149V236H148ZM155 238H156V236H155ZM158 238H159V237H157L156 239H158ZM203 238H204V237H203ZM210 238H209V239H210ZM234 238H235V237H234ZM250 238H252V239H250ZM250 238H249V240H250V244H251L252 240L255 241V240H254L255 237H250ZM253 238H254V239H253ZM258 238H259V237H258ZM20 239H21V240L24 239V243L22 242V244H21V243H20ZM27 239H30V240H27ZM36 239H37V238H36ZM60 239H61V237H60ZM73 239L70 238V240H73ZM83 239H85V236H84ZM83 239H82V240H83ZM113 239H114V238H113ZM122 239H123V238H122ZM132 239H133V238H132ZM151 239H152L153 241H152V242L149 241V244L146 242V241H148V240H146V241L144 240V241H143V242H146L145 245H143V243H141L142 246H146V244H147V246L144 247V248H142V246L140 245V241H138L139 244H137V245H140L139 248H142V249L144 250V249H146L148 246H150V242H151V246H153L152 243L155 244V245L158 244L157 242L154 243V242H155V241H154V238H151ZM151 239H150V240H151ZM193 239H194V238H193ZM25 240H26V241H25ZM33 240H34V239H33ZM33 240L31 241L32 244H33ZM47 240H48V239H47ZM49 240H50V239H49ZM70 240H69V241H70ZM74 240L72 241V242H74V245H72V247L75 248V249H73V248L71 247L72 252H68V253H67L68 255L66 254V256H65V257H66L65 259H66L67 262H68L67 264H71V262H72V264H88V263H89V259H88V258L91 257V255H90L91 253L89 254V252H84V253L81 252V251H85L86 248H88V247H85V244H84L85 241H84V243H82V242L79 243V240H80V238H79V240H78L79 245H80V244H81V245L83 244L84 247H79V245H77V247H74V246H76V244H77V243L75 244V242H77V241H74ZM76 240H77V239H76ZM94 240H95V239H94ZM105 240H104V242L108 241V243L106 242V244H107L106 247H104L105 244H102V246L104 245L103 247L101 246V244H100V245H98V244H96V245H95V244H92L94 241H93L92 243H90V244L93 245V246H91L92 249H93V247H96V249H98L97 247L100 246V248H101V250H99V254H100V255H101L100 251H102V250H103V252H104L105 254L108 253V252L111 253V254L114 253L113 256H111L112 258L109 256L110 254H107V255H106V257H110V258H111V261L109 260L110 258H109V259L105 258V254H104V253L102 254V255H103L102 257H100L99 254H96V255L99 256V257L96 256V258H99V259L102 258V260H103V257H104V259H105L106 262L109 260L107 263L110 262V264H114V262L116 261V259L119 258V257H121V255L127 257L125 250H124L123 248H122V249L120 248L121 245L123 244L122 241H121V243H122V244H121L120 242H118L119 240H118V241L116 240V241H115L116 243H114L113 240H112V242H113V246H112L111 243L109 242L110 239H109V240H106V241H105ZM124 240H125V239H124ZM126 240H127V239H126ZM158 240H159V239H158ZM160 240H161V239H160ZM163 240H164V239H163ZM172 240L175 241V242H177V243L173 242ZM183 240H184V238H183ZM195 240H196V239H195ZM207 240H208V237H207ZM211 240H214V239L212 238ZM238 240H239V239H238ZM245 240H246V238H245ZM257 240H258V239H257ZM59 241H60V240H59ZM59 241H58L57 246L55 245L53 249H55V247L59 249L58 246L60 245V242H61V241H60V242H59ZM66 241H67L68 244L66 243ZM184 241H185V240H184ZM188 241H189V239H188ZM191 241H192V240H191ZM247 241H248V240H247ZM261 241L263 242L262 239H261ZM88 242H90V241L88 240ZM96 242H94V243H96ZM104 242H103V243H104ZM135 242H137V240H136ZM135 242H134V243H135ZM141 242H142V241H141ZM163 242H165V240H164ZM172 242H173V243H172ZM204 242L206 243V239H205ZM212 242L214 243V241H212ZM236 242H237V241H236ZM239 242H240V241H239ZM241 242H242V239H241ZM256 242H257V241L252 242V244H253V243H256ZM258 242H259V241H258ZM31 243H30V244H31ZM117 243H118V244L120 243L121 245L119 246ZM126 243H127V242H126ZM161 243H162V242H161ZM167 243H166V244H167ZM171 243H172V244H171ZM221 243L223 244L222 240H221ZM221 243H219V245H220ZM248 243H249V242H248ZM63 244H62V245H63ZM115 244L118 245L119 248H118V246L115 247ZM162 244H163V243H162ZM162 244H161V245H162ZM199 244H200V243H199ZM206 244H207V246L205 247V249H206V248L208 249V247H210V246L208 245L209 243H206ZM256 244H257V243H256ZM256 244H255V245H256ZM20 245H21V246H20ZM33 245H34V244H33ZM33 245L30 246V249H32V250L34 251L33 248L36 249L37 246L34 247L36 244H35L34 246H33ZM51 245H52V244H51ZM62 245H60V246H62ZM94 245H95V246H94ZM109 245H111L110 248H108ZM124 245H125V244H124ZM128 245H129V244H128ZM204 245H205V244H204ZM204 245L202 244V246H204ZM241 245H242V244H241ZM241 245H239V247H241ZM246 245H247V243H246ZM246 245H243V246H246ZM257 245H258V244H257ZM26 246H27V245H26ZM28 246H29V245H28ZM86 246H87V245H86ZM126 246H127V245H126ZM131 246H132V245H131ZM151 246H150V247H151ZM157 246H158V245H157ZM247 246H248V245H247ZM262 246H263V245H262ZM20 247H24L23 249H25L26 251H25V250L22 251V250H21L22 248H20ZM31 247H32V248H31ZM52 247H53V245H52ZM66 247H65V248H66ZM68 247H69V246H68ZM89 247H90V245H89ZM112 247L115 249V250H113V252H112ZM159 247H161L160 244H159ZM171 247H169V249H170ZM196 247H197V246H195V248H196ZM251 247H252V246L250 245V248H251ZM60 248H61V247H60ZM69 248H70V247H69ZM69 248H68V250H69ZM100 248H99V249H100ZM106 248H108L109 250L111 249V250L109 251V250L106 249ZM117 248H118V249H117ZM155 248H156V246H155ZM155 248H154V249H155ZM157 248H158V247H157ZM165 248H166V249H164L163 246H162L160 250H163V252H164V250H167L168 247L165 246ZM202 248H203V247H202ZM244 248H246V247H244ZM247 248H248V247H247ZM256 248H257V246H256ZM58 249H57V250H58ZM92 249H90V250H92ZM105 249H106L108 252H106ZM129 249H130V248H129ZM147 249H150V248L148 247ZM154 249L151 248V251H152V250L154 251ZM172 249H173V248H172ZM181 249H182V248H181ZM184 249H185V248H184ZM190 249H191V248H190ZM203 249H204V248H203ZM203 249H202V250H203ZM205 249H204V250H205ZM230 249H231V250H230V253H231L232 255L234 254L233 256H236V255H235V253H236L235 248L233 249V246H231ZM241 249H242V247H241ZM252 249H253V248H252ZM257 249H258V248H257ZM28 250H29V249H28ZM61 250H63V249L61 248L60 251H61ZM65 250H66V249H65ZM65 250H64V251H65ZM71 250H70V251H71ZM104 250H105V251H104ZM157 250H158V249H157ZM160 250L158 251V256H160V254H159ZM173 250H174V249H173ZM222 250H223V249H222ZM248 250H249V249H248ZM253 250H254V249H253ZM94 251H96V250H94ZM114 251H116V252H114ZM140 251H142V250L140 249ZM168 251H169V250H168ZM177 251H178V250H177ZM197 251H198V250H197ZM25 252H26V253H25ZM35 252H36V250H35L33 253H35ZM57 252H59V251H57ZM65 252H66V251H65ZM65 252H64V253H65ZM90 252H91V251H90ZM97 252H98V251H96V253H97ZM161 252H162V251H161ZM161 252H160V253H161ZM165 252H167V251H165ZM183 252H185V251H183ZM198 252L200 253L201 251H198ZM204 252H205V251H204ZM221 252H222V251H221ZM242 252H243V251H242ZM244 252H246V251H244ZM249 252H250V251H249ZM252 252H253V251H252ZM255 252H257V251H255ZM255 252H254V253H255ZM18 253H19V254H18ZM36 253L39 254V253H41V252L38 251V252H36ZM69 253H70V255H69ZM93 253H94V252H93ZM136 253H137V252H136ZM178 253H179V252H178ZM180 253H181V252H180ZM211 253H212V251L210 252V254H211ZM246 253H247V252H246ZM250 253H251V252H250ZM22 254H24L23 258L21 257ZM56 254H57V253H56ZM87 254H89L90 256H88ZM94 254H95V253H94ZM131 254H132V253H131ZM134 254H135V253H134ZM156 254H157V252H156ZM167 254H168V253H167ZM174 254H175V253H174ZM176 254H177V253H176ZM176 254H175V255H176ZM207 254H209V253H207ZM207 254H206V256H208ZM213 254H215V253L213 252ZM221 254H222V253H221ZM223 254H224V253H223ZM248 254H249V253H248ZM263 254H264V253H263ZM27 255L29 256L30 254L27 253L25 258L28 257ZM32 255H33V254H32ZM34 255H35V257H36V254H34ZM39 255H40V254H39ZM39 255H38V257H39ZM57 255H59V253H58ZM60 255H62V254H60ZM63 255H64V254H63ZM128 255H129V254H128ZM153 255H154V253H153ZM153 255H152V257H153L152 259L155 258V255H154V256H153ZM198 255H199V254H198ZM217 255H218V254H217ZM225 255H226V254H225ZM225 255H224V256H225ZM238 255H239V254H238ZM243 255H245V253H243ZM252 255H253V253H251V256H252ZM30 256H31V255H30ZM30 256H29V257H30ZM68 256H70V260H71V261L69 260ZM83 256H84V257H83ZM92 256H93V255H92ZM161 256H162V253H161ZM172 256H173V255H172ZM195 256H196V255H195ZM211 256H212V255H211ZM246 256H247V255H245V257H246ZM254 256H255V255H253L252 257H254ZM20 257H21L22 259H21ZM29 257H28V258H29ZM32 257H33V256H32ZM32 257H31V259H32ZM35 257H34V259H35ZM63 257H64V256H63ZM82 257H83V258H82ZM128 257H129V256H128ZM169 257H170V255H169ZM176 257H177V256H176ZM176 257L173 256V258L170 257V259H171V260H172V259H176ZM201 257H202V256H199V257L197 256L198 259L195 258L196 260L193 259L194 261H191V260H190V261L192 262V264H193V263H195V264H198V263H199V264H200V261H202V260H201V259H202ZM208 257L210 258V256H208ZM225 257H226V256H225ZM239 257H240V256H239ZM256 257H257V256H256ZM256 257H255V260H256ZM25 258H24V259H25ZM40 258H41V257H40ZM57 258H58V259H57ZM57 258H55V260H59V256H57ZM60 258H61V257H60ZM86 258L88 259V261H87V262L83 261V262H84V263H83L82 260H84V259L87 260ZM179 258H181V257H179ZM204 258H205V257H204V255H203V259H204ZM223 258H224V257L222 256V259H223ZM242 258H244V257L242 256ZM250 258H251V257H249V259H250ZM24 259H23V260H24ZM34 259L30 260V264L33 263V260H34ZM42 259H43V258H42ZM128 259H129V258H128ZM152 259H151V262L153 261ZM183 259H184V258H183ZM191 259H192V258H191ZM206 259H207V258H206ZM212 259L214 260V257H213ZM212 259H210V260L212 261ZM222 259H221V260H222ZM226 259H227V257H226ZM251 259H253V258H251ZM23 260H22V261H23ZM25 260H26V259H25ZM25 260H24V261H25ZM28 260H29V259H28ZM35 260H36V259H35ZM35 260H34V261H35ZM37 260H38V258H37ZM37 260H36V261H37ZM61 260H62V259H61ZM61 260H60V261H61ZM148 260H149V259H148ZM199 260H200V261H199ZM207 260H208V259H207ZM216 260H217V259H216ZM221 260H220V261H221ZM235 260H236V259H235ZM261 260H262V259H261ZM38 261H39V260H38ZM40 261H41V260H40ZM63 261H65V260H63ZM90 261H91V260H90ZM190 261H189V262H190ZM196 261H197V262H196ZM208 261H209V260H208ZM211 261H209V262H211ZM214 261H215V260H214ZM214 261H213V262H214ZM220 261H217V262H215V263H213V264H223V263H224V262H223L224 259H223V261H222L223 263L220 262ZM226 261H227V260H225V263H224V264H227ZM249 261H251V260H249ZM25 262H26V261H25ZM25 262H24V263H25ZM31 262H32V263H31ZM41 262L43 263V261H41ZM102 262H103V261H102ZM153 262H154V261H153ZM165 262H166V261H165L164 259H160L159 261H156L154 264H165ZM174 262H176V261H173L172 264H174ZM182 262H183V261H182ZM203 262H204V261H203ZM203 262H202V263H203ZM206 262H207V261H206ZM218 262H219V263H218ZM227 262H228V261H227ZM245 262H247V261H245ZM245 262H244V263H245ZM21 263H22V262H21ZM21 263H20V264H21ZM24 263H23V264H24ZM34 263H37V264H38V262H34ZM34 263H33V264H34ZM42 263H41V264H42ZM44 263H45V262H44ZM47 263H48V262H47ZM61 263H62V262H61ZM64 263H65V262H63V264H64ZM91 263H94L93 260H92ZM179 263H180V262H179ZM253 263H254V262H253ZM256 263H257V260H256ZM39 264H40V263H39ZM59 264H60V263H59ZM181 264H182V263H181ZM205 264H206V263H205ZM209 264H210V263H209ZM245 264H246V263H245ZM247 264H249V262H248ZM254 264H255V263H254Z\"/></svg>","mask_w":264,"mask_h":264}]
</instances>
